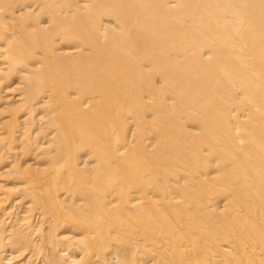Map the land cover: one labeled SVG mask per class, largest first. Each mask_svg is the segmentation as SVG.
Segmentation results:
<instances>
[{
    "label": "rangeland",
    "instance_id": "obj_1",
    "mask_svg": "<svg viewBox=\"0 0 264 264\" xmlns=\"http://www.w3.org/2000/svg\"><path fill=\"white\" fill-rule=\"evenodd\" d=\"M26 1L27 0H20V3L17 4L16 2H19V0H15V1L14 0H5V1L2 0V2L0 0V7H4L5 9L7 8V10H4L6 12L3 13V11H1L3 14L2 13L0 14L1 15L0 16V29L2 30V31L0 30V49L3 51L2 52L0 50V60H1L0 65L2 64V66H0V68L3 67V64L7 65V62L10 65V62H11L10 59L7 60V58L10 56L9 50L7 48H5L4 45L7 44V42H8L7 40L10 37V34L14 33V30H15V32L22 29V28L24 30L25 26L22 23H19L20 19L22 22L25 20L27 22V20L29 21V19L31 18L30 21H32V22L29 21V26L34 24L33 23L34 21H36L35 23H37V25L40 27L45 26L46 23H47L46 26H50V25L53 26L54 25V24H52L53 23L52 19H51V21H49L50 20L49 18L51 17L50 12L52 10H50L48 8H47L48 10L42 9L43 4L47 3V1L50 2V0H47V1L42 0L43 1V4H41L42 7L40 6V9H38L37 12H35V9H37L38 7H36V6L33 7L32 5H36L35 1H37V2L38 1L41 2V1L35 0L34 3L32 2L33 0L32 1L28 0L29 2L28 1L26 2ZM21 2H24L23 6H21ZM1 4H2V6H1ZM11 4L13 5L12 6L13 9H11L12 8ZM24 4H25V6H24ZM8 7H11L10 8L11 10ZM18 8H20V9H18ZM25 10H26V12H25ZM38 12H41V13H38ZM35 14L36 15L40 14V16L42 18L40 16H38L39 18L38 19L36 18L37 19L36 20L35 17H33V16H35ZM46 14L49 16H47V18L45 19L44 17L46 16ZM3 15H4V17H3ZM21 15H22V17H18ZM25 15H27L28 18ZM48 21L50 23L51 22L52 23L49 24ZM100 21H101V19H100ZM3 22H5V23H3ZM87 22H90V21H88V19H87ZM30 23H32V24L30 25ZM39 23H40V25H39ZM91 23H93V21H91ZM3 24H5V26H3ZM15 24L18 26H16ZM20 24H22L21 25L22 27L20 26ZM33 26H36V24H34ZM18 28H20V29H18ZM25 28H27V27H25ZM12 29H13V32L10 31ZM27 29L29 31L30 28H27ZM29 33H30V31H29ZM29 33L26 34L27 35L26 38L29 37L28 36ZM43 33L45 34V31ZM18 39H19V37H18ZM74 40H75V42H74ZM233 41L235 43L233 42L234 44L232 43V46L230 48H228V47L223 48L224 44L219 46L220 49L222 48V50H221L222 52H224L225 54H228L226 56V58L223 59L220 56H218V57H215L214 60L217 58V62H221L224 65L232 64L234 62L233 56H235L233 54L237 53V52L232 53V50H233L232 47L239 45L238 44L239 41H237V40H233ZM84 43H85L84 38H79V39L75 38V39H73V42L67 43L68 45L65 46L64 50L68 51V48H69V50L75 49L74 47L82 50L83 49L82 46H85ZM81 44H83V45H81ZM105 44H106V42H105ZM35 45L36 44H34L33 48H35ZM40 46H42L41 43H40ZM84 48H85L86 53L84 52V49H83L82 52H84V54L81 53L79 55V57H80L79 59L81 60V61L78 60L80 62L79 66L76 63V66H78L77 68L79 69V71L81 72L80 74H82V75H79L78 74L79 71L76 72L78 69H74L75 67L72 65V67H74V68L71 67V69H74L73 72H75V73L72 75L73 72L71 70L70 71L68 70L69 72H72L71 75H69L70 74L69 72L67 73L66 76L68 79L63 80L64 78H66L64 75V77L62 76L63 79L61 81H58L60 79H58V77H56V76H58L59 73L55 72V74H53V72L51 71L52 75L54 77V79H53V78H51L52 77L50 74L51 72H49L47 70L46 73H44V75H46V76H44V75H41V76L44 79H46V77L50 75L49 81H47L45 84L44 83L41 84L39 82L40 84L37 86H36L37 83H35L36 87L33 84L34 90L31 88L33 90V92L36 91L35 88L36 89L38 88V89H37L36 93H34L36 97L33 94L30 97V98H33V99H31L33 101H30L33 103H31L30 106L28 105V107L26 105L23 108V106H21V103L16 101L15 103H17V104L20 103V107H22V108H19V106L16 105L14 103V101L12 102V101H7V100L5 101L4 100L5 98H7V96L10 97L11 94L14 95V90H16L15 86L17 89H19V88H22L25 85V83H24V80L22 78H21L22 80L20 81V77L18 78L17 76L14 75L15 70H14V68H11L12 67L11 65H10L11 67L7 66V68H10V70L6 69L5 66H4L5 67L4 69L2 68L3 70H5V72L3 70H0V111L4 112L3 114L0 113V116L2 115L0 117V133H1L0 134V195H5L2 197V200L0 203V233L2 232V234H0V237H1L0 238V255L4 254L3 257L11 255L10 250L6 249V243L4 242V240H5L4 236H5V232L9 231V229L12 227V225L14 226L18 223V222H15V221H18V219H17L18 216H16L17 218H15V217L13 218V216H14L13 214L16 213L18 211V209H17V211L14 210L15 208L13 209L14 211L12 209L11 210L9 209L11 206V201H12L9 199L14 200V199H18L20 196L22 197V195L23 196L27 195L26 197H28V200L30 202L32 201L31 199L33 197H34L33 199H36L37 201L39 200V198L37 199V197H40V200L38 202L36 200H34V204H33V201H32V203H30V205H32V204L36 205V206H31V208L32 207L35 208V209L32 208L33 209V210H31L32 212H30V210H28L29 211L28 214L31 213V214H29L31 219L32 218L34 219V215L37 213L34 211L35 210L39 211L38 209H40V212L42 211L48 217V219L50 218L52 221H50V224L49 223L46 224L43 221L41 222L39 220H33V219L31 220L29 218L30 220H28V222L25 223V227H28V228H26L28 231L26 229H24L26 232L24 230H22V231L24 234L26 233L25 234L26 247H29L31 249L28 248L25 250V252H27L28 255L30 254L31 255L30 257L34 256L33 259L35 258V255H36L35 259H38V260H32L31 258H28L27 253H24V251H23V253H24V254L22 253L23 258L20 257V259L18 258V260H17V258L15 259V257H16V253H15L12 255V257H11L12 260L9 261L8 264H28V263L29 264H46L47 261H48L47 264H59V263L60 264H67V263L76 264L77 262H80L79 264H114V262H116V260H114V258L117 256H118L117 260L121 264H139V263L140 264H209L210 263L209 259L208 260L206 259V258H209L208 254L206 255L207 257H205V254H202L200 251L206 250V252L207 251L211 252L213 250L216 251V249H220L221 247H223V248L220 250H221L222 254L225 255V257L221 259V261H223L221 264H225L226 262H227V264L228 263H230V264H248L246 259H243L237 255L238 252L236 253V251H234V250L233 251L228 250V248H226V245H224L223 242L220 243L219 246H217L218 244H216V246H215L216 239L223 240L224 237L222 235L221 236L223 238H221V236L219 237V235L214 237L213 235L216 232H220L221 225H223V223H224V221H221V219L224 220L223 218L230 221V223L234 222L236 220V221H238V225L240 224L239 225L240 228H241V226H242V228L245 227V224H244L245 222H243L241 220V216L243 217V215H245V214H243V212H245V211L242 210L244 207L241 208L242 212H239L240 210H238V209H240V206L234 207V206H236L235 203L239 200H241V201L243 200L242 202L248 201V206L252 210L256 209L257 211H261V210L264 211V181H263L264 180V167H263L264 164H262V163H264V151H263L264 150V146H263L264 142L262 143V141H264V139H263L264 138V100H259L257 98L258 97L257 94L259 93V91L256 90L254 93L251 92L252 94H250L249 91H248V93H247V91H245L242 96L238 97L239 99L237 101L236 100L237 98L234 99L235 96L230 91V89L227 87H224L223 88L224 90L222 89L223 91H221V94L219 93L220 94L219 97L221 98L220 101L219 102L215 101V103L213 102V105H212V103H209V101L205 100V97H206L205 92L207 91V90L205 91L206 88H205L204 82H203L205 80H199V78L203 79V77H204L202 72H208L211 70L212 71L215 70V72H217L216 69L218 67L213 68L212 64L209 63V61H211L210 57L208 58V60L206 59L208 61L209 65H207L206 60L203 58L205 60L204 61L205 64H204L202 58L199 56V53L198 54L196 53L199 56L197 58V61H195L196 59H194L197 57V56L194 57L196 54H193L194 55V56H192L193 58H191V57L190 58L188 57L187 59L184 58V64H183L184 66L181 63V66H183L182 67L183 75H180V74H182V73H180L177 76H175L176 74L174 75V72H169V71H173V67L172 68L167 67V66H173V65H169L168 62H164V60L166 58V57L164 58V55H166L164 53L166 51L168 52L167 49H166V51L164 49L162 51V54L159 55V56H161L160 59H158L159 56L157 58L160 62L164 63V65L162 64L161 66L163 67L162 71L163 72L166 71L165 73H163L162 71H159L160 72L159 73V72H156L154 70L155 73H153V74L150 73V75L146 76L147 79H145L144 83L141 84V82H139V83L134 84V85L132 84L131 88H128V87H125V85H126L124 83L125 81L121 80V77L125 74V72L120 73V71H122V70H120V68L118 67L120 65L118 63H116V65L112 64L110 67H106L107 68L106 70L107 71L109 70L108 73L103 71L105 77L107 76L108 78H110V79H108L106 77V80L108 79V81H107V85H105L106 86L105 87L103 84H105L106 81H103V79L105 78L103 76V73L100 77L102 80L100 78H98V79L91 81L92 79L88 78L90 75V74L88 75V73H91L93 70L95 71L96 70L95 68H97V69L100 68V65L102 63H104L105 61H107L106 57L104 55L105 53L103 52L102 54H100L102 56H100V55L95 56L96 54L90 53L86 46ZM5 50L8 52L9 56L6 58H3V56L6 53ZM28 52H30V51H28ZM22 54H23L24 58H22L23 60H21V61H23V63H25L24 61L27 62L29 58L26 59L24 52ZM36 54L39 55V52H37ZM32 55H33V53L31 54V56ZM103 57H105V59H102ZM199 58H200V60H199ZM24 59H26V60H24ZM188 59H190V61ZM108 60H110V58H108ZM150 60H151V58H150ZM192 60H193V62H192ZM151 61H156V60L152 59ZM165 61H167V60H165ZM179 61L183 62V59L180 58ZM150 62H149V65H150ZM89 63L91 65H89ZM151 63H153V62H151ZM165 63L167 65H165ZM80 64H82V67ZM179 64H180V62H179ZM88 65L90 67H88ZM194 66L196 67V69ZM210 66H212L211 70H210ZM191 67L193 68V70ZM118 68H119V70H118ZM184 68L186 71H187V69H189V70L191 69L190 70L191 72L187 71L185 73ZM221 68H219V69H221ZM85 69L88 71H86ZM7 70H8V72H7ZM85 71L87 72L86 74H85ZM48 72H49V75L47 74ZM167 73H169V75ZM189 73L190 74L195 73L194 76L195 77L198 76L199 78L194 79V77H193V79L195 81H197V83L199 81L200 84H196L197 87L194 86L192 91L190 88V92H189V87H191V85L187 87L188 90L184 86L185 89H183V88L182 89L186 90L185 92H187V91L188 92L187 93L183 92V94L185 93L183 95L181 92L183 90L182 89L180 90L181 87L178 90V86L176 84H174V81H176V83H177V81L179 79H183L184 77L185 78L190 77ZM200 73L202 75H200ZM75 74L77 76L79 75L80 80H79V78H76L77 76H74ZM193 74H192V76H193ZM61 75H63V74L60 73V76ZM173 75H174V78H173ZM71 76L72 77L74 76L75 78L73 77L74 78L73 79ZM201 76H203V77H201ZM55 77L57 78V80ZM62 77H59V78H62ZM118 77H120V78H118ZM236 78L237 79H233L232 81H235V82H238V80L240 81L239 77H236ZM38 79H41V78H38ZM44 79H42V81ZM111 79H113V80H111ZM122 79H123V77H122ZM170 79H171V81H170ZM70 80H72V81H70ZM77 80H79V81H77ZM81 80H82V83H81ZM55 81H58V82H55ZM62 81L63 82L65 81L63 84H64V86L66 85V87L62 86L63 85ZM75 81L77 82L76 85H75ZM22 82L24 85L22 84L21 86H19V84H21ZM59 82L61 83V86H60V84L59 85L57 84ZM122 82H123V85H122ZM55 83H56V85H55ZM68 83H70V84H68ZM163 83H165V84H163ZM202 83H203V85H202ZM49 85H51V86H49ZM165 85L167 86V88ZM192 85H194V84H192ZM72 86H74V87H72ZM128 86H130V85H128ZM55 87H57L56 88L57 90H55ZM107 87L111 88L110 89L111 93L113 92L111 94V97L113 99H115L112 101H114L115 103L111 102V101H109V103H107L108 102L107 98H106V100H104V99H100L102 101L99 100L98 95L101 92H108L110 94L109 88H107ZM114 87H116V88H114ZM170 87L171 88L174 87L175 91L180 92V94H179L180 97L178 96L179 97L178 100L183 102V103H180L181 108L178 105V102L176 100L170 99L169 100L170 102L167 100L168 97L169 98L171 97L169 94L172 93ZM53 88L55 90L54 92L52 91ZM106 88H107V90H104ZM126 89L128 91L131 89L132 91L130 90L129 92L128 91L126 92ZM134 89L135 90L137 89V90L135 92H133ZM167 89H169L170 91ZM10 90H12L13 92ZM45 90H47V91L50 90L52 93H54V96H56V97L52 98L53 101L51 100L50 101L51 103L50 102L47 103V105L49 104L50 106L49 105L45 106V108L44 107L41 108L42 110L37 109L38 111L37 110L33 111V113L30 115L29 112H32L30 110L33 109L32 107L37 102L42 100V98H43L42 96L44 95V94H42L43 93L42 91H45ZM58 90H59L60 94H59ZM64 90H67V91H64ZM20 91L21 92H19V90H18V94L22 93V90H20ZM47 91H46V93H47ZM66 92H68V93H66ZM38 93H40L42 95L41 96L42 98H40ZM165 93H167V94H165ZM193 93L194 94L197 93L196 97ZM56 94H58L59 96L61 95V96L59 97ZM190 94H192L195 97V99L193 98V96H190ZM45 96L46 95H44V97ZM71 96H73V97L71 98ZM139 96L142 97V99ZM201 96H203V97H201ZM94 97H95V99H94ZM187 97L188 98L190 97V99H188ZM57 98H60V100H61V101H59L60 103H58ZM63 98H66L68 100L71 99V100L66 101V99H63ZM192 98L194 99V102H193ZM254 98H255V100H254ZM36 99H38V100H36ZM199 99L200 100L202 99L201 100L202 102ZM244 99L245 100L247 99V101H248L247 104L244 103V101H243ZM54 100H56V101H54ZM97 100H99V101H97ZM140 100H143L144 102L143 101L141 102ZM189 100H190V102H189ZM203 100H205V101H203ZM229 100H231V102ZM251 100H253V101H251ZM103 101H105V102H103ZM196 101H198V102L200 101L199 105H198V103H196ZM228 101L230 102L229 104H228ZM191 102H192V104H191ZM207 102H208V104H207ZM232 102H233V104H231ZM55 103H56V105H55ZM238 103H239V105H238ZM9 104H11L10 106H12V107H9ZM57 104L59 106H57ZM115 104H116V106H115ZM51 105H52V107H51ZM202 105L204 108L202 107ZM222 105H223V107H222ZM16 106H18L17 107V108H19L18 110L16 109ZM208 106H209V108H208ZM229 106H232V107H229ZM29 107H31V109H28ZM52 108L54 109L53 111H51ZM63 108H64V110H63ZM79 108H81V109H79ZM188 108L191 111V113H189L188 117H186L185 114L183 113V111L188 110ZM194 108L199 109V111L196 109V111L194 112V110H195ZM200 108H202V110H200ZM224 108L230 109V111L231 110L232 111L227 113L226 110H222ZM48 109H49V111H48ZM179 109H181V110H179ZM46 110L48 111V113L46 112ZM57 110H61L62 112L57 111ZM210 110H212V111H210ZM54 111H55V114L59 113L58 116L57 115L54 116V113H53ZM105 111H107V112H105ZM170 111L172 113H170ZM205 111H206V113H205ZM208 111H210V112H208ZM15 112L16 113L18 112V113L16 114ZM51 112H52V114H51ZM27 113H28V115H27ZM240 113L242 115H245L246 117H244V119L242 121H236L235 119L237 118V116L241 115ZM200 114H202V115H200ZM203 114H205V115L203 116ZM216 114H218V115H216ZM42 115L43 116L45 115L46 117H44V119L45 118L46 119H45V121L43 120V122H44L43 124H40L36 121L35 118L37 116L39 117ZM220 115H221V118H219ZM16 116H17V119H16ZM25 116L28 118L25 121H23L24 123L23 122L21 124L19 123V125L17 126L18 120L20 118H21L20 120H22V118H24ZM132 116H133V118H132ZM55 117L57 118L58 122H57ZM9 118H11V119H9ZM47 118H48V120H47ZM13 119H15V120H13ZM70 119H71V121H70ZM75 119H77V120H75ZM207 119H209V120H207ZM28 120L32 121V122L29 123ZM50 120L56 121V123L54 124V122H53L54 126H50L51 128L48 129L49 128L48 122ZM65 120L66 121L68 120V122H66ZM138 120H140V122ZM46 121H47V125L45 124ZM33 122H34V124H33ZM220 122H222L221 123L222 125H220ZM231 122H233V123H231ZM8 123H9V125H8ZM27 123L30 124V126ZM250 123L252 126H254L255 131L252 130L253 127L250 125ZM38 124L40 125V128H39ZM42 125H43V127H42ZM44 125H45V127L47 126L46 129H45ZM55 125H57V128H59L58 126L63 125L64 128H63V126L61 127L63 129V132H66V131L67 132L63 133L61 131L62 130L61 128H60L61 130L58 129L59 131L56 130L57 128ZM102 126H103V128H102ZM223 126H224V128L222 129ZM235 127H237V128H235ZM250 127H252V128L250 129ZM23 128H26V130L25 129L23 130ZM174 128H175V130H174ZM20 129H21V131H20ZM190 129L194 130V132L190 131ZM43 130H45V132H43ZM26 131H27V133H26ZM53 131H55L56 134L58 135V137H60V138L62 135L63 137L61 139H64L63 141L62 140L60 141V143L62 145L61 153L64 156H61L60 159L57 158V162L60 161L61 163L60 162L57 163L55 156L53 157L51 153H50V155H51L50 156L47 153V152H50L51 150L56 149V148H54L55 147L54 144L49 143L52 141H50L48 139V137H52V135H50V134H52ZM78 131L81 132L80 136L77 135V134H79ZM195 131H197V132H195ZM243 131H244V133H243ZM9 132H11V133H9ZM21 132L27 134L26 137H23L25 135H22L23 133H21ZM82 132H84V133L82 134ZM96 132H98V133H96ZM16 133L19 135V137H17L18 135ZM35 133L38 134L36 137H39V138L35 137V135H36ZM253 134H256V135H253ZM177 135H180V136H177ZM239 135H240V137L241 136L242 137L240 138ZM53 137H54V135H53ZM88 137H89V139H88ZM100 137L102 138V140L101 139L99 140ZM233 137H234V141H233ZM236 138H238V139H236ZM180 139H181V141H180ZM25 140L29 141V142H27V144H26ZM35 140H37V141H35ZM182 140H183V142H182ZM245 140L247 143L245 142ZM24 141H25V143H24ZM65 141H66V143H65ZM97 141H101V142H97ZM80 142L82 145L80 144ZM46 143L50 144L51 149H50L49 145L47 146ZM91 143H92V146L90 145ZM96 143H97V145H96ZM181 143H183V144H181ZM185 143H187V144H185ZM248 143L251 144L252 150H251V147H249L250 145H248ZM255 143H257V145H255ZM64 144H66V145H64ZM84 145H85V147H84ZM94 145H96V146H94ZM177 145L179 147H181L182 145L183 146H182V148H179ZM43 146L48 147V148L44 147L46 149L45 150L43 148ZM52 146H54V147H52ZM74 146H75V148H74ZM243 147H244V149H246V148H248V149H246V151H243L244 150ZM219 148H220V150H219ZM249 148H250V150H249ZM121 149L123 151H121ZM238 149H240L242 151H239ZM88 151H89V153H88ZM99 151H100V153H99ZM117 151L123 152L122 154H124V155L121 154L122 155L121 156V155L117 154ZM156 151L157 152L159 151V152L157 153ZM254 152H256V153H254ZM42 153H44V154H42ZM74 153H76V154H74ZM178 153H180V154H178ZM181 153L182 154L186 153V154L182 156ZM243 153H244V156H243ZM77 154H78V156H77ZM106 155H107V157H106ZM116 155L118 156V158L116 157ZM154 155H156V156H154ZM178 155H181V157L179 156L180 157L179 158ZM188 155H190V156H188ZM48 156H49V158H48ZM69 156H72V157H69ZM120 156H121V159H119ZM234 156L237 157L236 160H235ZM23 157H25V158H23ZM50 157H52V160L50 159ZM64 157H65V159H64ZM68 157L70 158V160H66ZM155 157H157V158H155ZM73 158H75V159H73ZM88 158H90V159H88ZM181 158H182V160H181ZM244 158H246V159H244ZM259 158H261V159H259ZM61 159H62V161H61ZM94 159H96V160H94ZM46 160L48 161V163ZM64 160H66V161H64ZM187 160H189V161H187ZM233 161H235L236 163ZM51 162H54V164ZM86 162H88L89 164L88 163L86 164ZM102 162H103V164H102ZM125 162H127V163H125ZM63 163H65L64 164L65 166L63 165ZM233 163H235V164H233ZM81 164L82 165L85 164L84 167ZM66 165H67V167H66ZM102 165H103V167H102ZM233 165L234 166L236 165V167H235L236 169H234ZM27 166H32L33 168L31 167L32 168L31 169ZM34 166L35 167L37 166L36 169L42 168L43 171L39 172V171L33 170V169H35ZM44 166H46V167H44ZM74 166H77V167L79 166L80 169L75 168ZM240 166L242 169L239 168ZM225 167H226V169H225ZM54 168H55V170H54ZM81 168H83V169H81ZM152 168H153V170H152ZM7 169L9 171H7ZM28 169H29V171H28ZM75 169H76V171H75ZM18 170H19V172H18ZM61 170H62V172H61ZM70 170H72V171H70ZM3 171H4V173H3ZM22 171L26 173V174L24 173L25 175H29V177L24 176ZM248 171L252 172V173H249ZM20 172H22V174H20ZM33 172H34V174H33ZM58 172H60V173H58ZM69 172H71V173H69ZM109 172H110V174H109ZM151 172H152V174H151ZM55 173H57V174H55ZM113 173H116L119 175H116ZM177 173H179V174H177ZM230 173H231V175H230ZM19 174L21 176H19ZM53 174L56 176V178H55V176L53 177ZM88 174H89L90 178H89ZM97 174H98V176H97ZM22 175H23V178H22ZM38 175L43 176V178L42 177L39 178ZM108 175H110V176H108ZM37 176H38V178H37ZM49 176L52 177V179ZM70 176H71V178L68 179V177H70ZM85 176L86 177L88 176L87 177L88 179H85ZM118 176H119V178H118ZM156 176H158V177H156ZM109 178H112V179H109ZM121 178H123V179H121ZM31 179H32V181L37 180V179H39V180L41 179V181H39V182H38V180L36 181L37 187H35V189L33 186H36V185L31 183L32 182ZM59 179H62V180H59ZM84 179L87 180V181H85L86 183L84 182ZM24 180H26L29 184L26 181L24 182ZM42 180H43V182H42ZM81 180L83 181L82 183H81ZM106 180L107 181L109 180V181L107 182ZM244 180H246V183ZM46 181L49 184H47ZM59 181L60 182L64 181V184H63L64 187H63L62 183H59ZM69 181H71V183ZM88 181H90V184L88 183ZM153 181H154V184H153ZM239 181H242V182H239ZM256 181H258V183H256ZM40 182H42V183H40ZM72 182L74 183V185ZM38 183H39V186H38ZM45 183H46L47 187H46ZM93 183H96V184H93ZM109 183H111L112 186L109 185ZM115 183H116V185H115ZM144 183H146V184H144ZM241 183H242V185H241ZM100 184H102V185H100ZM248 184H250V185H248ZM68 185H69V187H68ZM238 185H239V187H238ZM31 186H32V190L34 193L36 191V194L38 193L37 195H40V194L42 195V193H43V195L42 196L41 195L35 196L36 194H34V196H33V193H29L30 192L29 188ZM75 186H76V190L78 189V191L80 189L83 191L87 187V189H85V190H90V194L87 193V191H85L88 199L85 196H82L83 192L81 193V190H80V192L73 190V188L75 189ZM147 186L148 187L150 186L149 188H152V189L147 190V188H148ZM229 186H230V188H228ZM244 186H245V188H244ZM26 187H28L27 191L29 190V192H26V194H25L24 191H25ZM79 187H80V189H79ZM123 187H124V189H123ZM141 187H142V189H141ZM196 187H199V188H196ZM42 188H44L42 190L43 192L39 191ZM154 188L156 190H154ZM241 188H244L245 190H243ZM254 188H256V189H254ZM17 189L18 190L22 189L23 191L21 190L22 191L21 192V191H18ZM54 189H56L57 191L56 190L53 191ZM223 189H225L226 191ZM227 189H230V191H232V192H230L229 190H228L229 191L228 192ZM253 189H254V191H253ZM32 190H31V192H32ZM44 190H46V191H44ZM59 190H62V191H59ZM118 190L120 192H117ZM7 191L9 192L8 196L11 194L9 196V199L6 195ZM51 191H53V192H51ZM67 191L69 192L68 195L66 194ZM72 191H73V194H72ZM74 191L80 193L81 197L83 199L80 197L79 198L76 197V194H78V193L75 192V194H74ZM151 191L152 192L157 191L154 193L157 196L158 200H157V198H153V197H155V195ZM248 191L251 193H249ZM54 192L55 193L58 192L57 193L58 195H56ZM260 192H261V194H259ZM53 193H54V195H53ZM85 193L83 195H85ZM118 193H120L121 195ZM232 193H233V195H232ZM240 193H242V194H240ZM44 194L46 195L48 201L47 200L45 201L46 197ZM70 194L74 195L75 197L70 196ZM80 194H79V196H80ZM150 194H151V196H149ZM152 194H153V196H152ZM55 195H56V197H55ZM63 195L65 198L63 197ZM140 195H142V197L144 195L145 196L141 199ZM235 195H236V197H235ZM13 196H16V197L13 198ZM29 196H33V197H29ZM52 196L58 200L54 199ZM96 197L98 198V200ZM146 197L148 198V200ZM167 197H168V199H167ZM169 197L170 198L173 197V198L170 199ZM207 197L211 198V200H212V198L214 199V197H215V202H217V203L214 204V200L212 202ZM239 197H241V198L239 199ZM253 197H254V199L256 198V201H254ZM206 198L209 200L208 202L210 203V204L208 203V205H206L207 204L206 201L205 202L203 201ZM257 198H258V201H257ZM6 199L10 202V204H8L9 202H7ZM63 199L64 200L66 199L65 201L66 202L68 201L67 203H69V204H66V202H63L64 201ZM140 199L143 201H141ZM150 199L155 201V202L158 201V203H160V204L158 205V203L156 202V206H155V204H154L155 202L153 203V201H151ZM3 200L6 201L7 203L2 202ZM105 200H107V202ZM173 200H174V202L171 203V201H173ZM252 200L255 203L252 202ZM29 201H26V202H29ZM70 201L75 205V208H77V209L74 208V205L72 203H70ZM74 201H76L77 203ZM85 201H88V202H85ZM89 201L92 204L89 203ZM132 201L134 203L136 202L135 204L137 206L135 204H133ZM137 201L140 203L141 206L138 205L139 203ZM164 201L165 202L168 201V202L164 203ZM226 201L228 203H225ZM41 202H43L42 206H41ZM45 202H48L49 206ZM104 202H106V203H104ZM58 203H60V204L64 203L67 207H65L64 204H63L64 207L63 206L61 207V205L60 204L58 205ZM163 203L167 204V205H168V203H170V204L168 206L164 205V207H163ZM76 204L78 205V207ZM132 204H133V206H132ZM200 204H202V205H200ZM211 204H213V205H211ZM223 204L225 205L224 209L228 208L225 210L226 212H224V210L222 208L224 206ZM38 205H39V207H38ZM214 205L215 206L217 205L216 206L217 209H216V207H213ZM218 205H219V208H218ZM25 206H28V204H26ZM68 206H69V208H68ZM37 207H38V209H37ZM79 207L82 209H80ZM142 207H143V209H146V210H143ZM161 207H163V208L161 209ZM41 208H42V210H41ZM57 208H58V210H57ZM64 208H65V210H67V208H68L69 212L67 213L64 210ZM148 208H149V210H147ZM213 208L218 211V213H216L218 218H216V216H215L216 210H214ZM232 208H234L233 210L235 211V214H233L234 211L232 210ZM139 209L143 210L144 214H142V212ZM157 209H159V210H157ZM210 209H213L215 211V212L213 211L214 215ZM219 209H220V211H219ZM235 209L238 211V213ZM82 210H83V212H82ZM207 210H210V214L211 213L212 214L210 215L209 212H207ZM25 211L26 210H24V212ZM85 211H86V213H85ZM98 211L100 213H98ZM146 211H148V212H146ZM221 211H222V214H221ZM257 211H256V213H257ZM53 212H55V214ZM76 212H77V214H76ZM91 212H92V214H91ZM18 213H19V211H18ZM69 213H71L70 216H69ZM122 213L125 216L124 218H123V215H121ZM148 213H149V215H148ZM88 214H90V215H88ZM126 214H128V215L126 216ZM131 214H133V215H131ZM225 214H227V215H225ZM20 215H23V214H20ZM93 215L95 216L94 218H92ZM185 215L186 216L192 215V217H194L195 220L198 219L199 221H197V223H196L198 225H196V224L194 225L193 220L189 216H188L189 218L185 217L186 218L185 219L184 218ZM221 215H223L225 217H221V219H220ZM64 216H66V217H64ZM119 216L120 217L122 216L121 218H123V219H121ZM211 216H213V218ZM105 217L108 220H105ZM59 218L62 219V221ZM64 218H65V220H63ZM110 218L112 220H110ZM169 218H170V220H169ZM201 218H202V220H201ZM54 219L56 220V222ZM93 219H94V221H91ZM97 219H99L100 221ZM101 219H102V221H101ZM131 219L136 224L134 222H132ZM207 219H208V221H206ZM212 219H214V220H212ZM59 220L61 223L60 222L57 223V221H59ZM109 220L112 221V224ZM124 220H125V222H124ZM164 220H165V222H168L169 224L171 222V224L174 223L175 225H177V226H174L176 228V232H175L176 234L173 232L172 229L170 230V227H172L173 225L169 226L168 223L167 224L163 223ZM210 220H212L211 223H213V224L216 222L213 226L219 224L218 226L220 229L217 227V229H219V231L215 228L216 226L215 227L210 226V224H211V223H209ZM71 221H72V223H71ZM76 221H78V223ZM88 221L90 223L89 225H88ZM103 221H105V222H103ZM146 221H148V222H146ZM130 222L132 225L130 224ZM217 222H220V223H217ZM52 223H54L55 225ZM96 223L97 224L99 223V224L97 225ZM126 223H128V224H126ZM162 223H163V226L160 225ZM202 223L204 226L202 225ZM234 223H236V225H237V222H234ZM73 224H74V226H73ZM40 225H41V228H40ZM112 225H115V227ZM119 225H121L120 226L121 228L119 227ZM125 225L127 227V230H126ZM166 225L169 226L168 227L169 229H167ZM178 225H179V227H178ZM75 226H76V228H75ZM88 226H90V227H88ZM106 226H107L108 230H107V228H105ZM131 227H133V228H131ZM152 227H154V228H152ZM159 227L161 228L160 230H159ZM181 227H182V230H181ZM30 228H31V230H30ZM100 228L102 229V231ZM177 228L181 232L183 231L182 235H181V232L177 230ZM38 229H40V230H38ZM165 229H167L168 232L170 230V232H169L170 234L167 232V230H166L167 233H165ZM32 230H33V232H31ZM55 230L57 231V233ZM162 230L164 231L163 234H161ZM188 230H189V232H188ZM210 231H212V232H210ZM35 232H37V233H35ZM131 232H133V233H131ZM177 232H180V233H177ZM44 233H46L47 235L46 234L44 235ZM54 234H55V236H54ZM165 234L169 238H167ZM188 234H191V235H188ZM198 234L200 235V238L202 237L200 239V241L202 240L201 242L204 244L200 243L199 241L198 242L200 244L197 242L198 236H199ZM62 235H69V236L71 235L72 237L70 236V238H73V236L82 237V239H84V240H82L83 243L86 242L84 245L88 247V250L90 252L88 250L85 253H81V252L79 253V251H74V252H72V254H73L72 259L65 258V260H63V262H59L56 259L57 255L54 254L55 251L53 249L47 250L41 244H38L39 241L41 240V237H43L42 241H43V239H45L50 244H52V243H55V239L57 242L58 239ZM98 235H100V236H98ZM44 236H46V238ZM97 236H98V238H97ZM256 236L259 237L258 235H256ZM173 237L174 238L176 237L175 241L172 240ZM203 237H204V240H203ZM53 238H55V239H53ZM260 238H262V240L259 239L258 242L260 244H262V241H263V244H264V237L261 236ZM51 239L53 241H51ZM137 239H138V242H137ZM140 240H141V242H140ZM213 241H214V243H213ZM136 242H137V244H136ZM211 242L213 244H211ZM43 243H44V241H43ZM143 244H145V245L143 246ZM198 244L200 246L202 245V247H200ZM158 246H160V247H158ZM141 247H144V248H141ZM178 247H179V249H178ZM261 247H264V245H259V247H256L257 248L256 251H258V252L260 251V252L264 253V250H262L263 248H261ZM150 250H153L151 254L149 253ZM13 251H14V249H13ZM29 251L32 253L34 251L35 254L33 253V255H32V253H30ZM229 252H232V253L229 255ZM81 254H82V257H81ZM115 254H116V256H115ZM54 255L56 257H51ZM111 255H112L111 261L113 263H111V261L108 260L109 257H111ZM228 255H229V257H228ZM231 255H233V256H231ZM235 255H237V256H235ZM0 257H2V256H0ZM25 257L27 259H24ZM45 257L49 258L50 261H51V258H52V260L55 259L54 261L56 263L54 261H51V263H49L50 262L49 259L46 258L47 260L46 259L44 260ZM200 257H203V258H200ZM230 257H231V259H230ZM237 257L239 258L240 262L237 260L238 259ZM73 259L74 260L76 259L77 262L76 261L74 262ZM119 262H118V264H120ZM256 264H264V258H262L261 261L257 260Z\"/></svg>",
    "mask_w": 264,
    "mask_h": 264
},
{
    "label": "bare ground",
    "instance_id": "obj_2",
    "mask_svg": "<svg viewBox=\"0 0 264 264\" xmlns=\"http://www.w3.org/2000/svg\"><path fill=\"white\" fill-rule=\"evenodd\" d=\"M5 1V0H4ZM15 1V0H14ZM28 1V0H27ZM26 1V2H27ZM30 1V0H29ZM28 1V2H29ZM32 1V0H31ZM34 1L35 0H33L32 2L34 3ZM41 2H37V1H35L36 3V5H32L33 7L34 6H36V7H38L37 9H35V12H37V10L38 9H40V6H41V4H43V1H47V0H40ZM1 2H2V0H1ZM12 2V1H11ZM31 2V3H32ZM4 3V2H3ZM10 3V2H9ZM17 4H19L20 3V0H19V2H16ZM15 3V4H16ZM23 3L24 2H21V6H23ZM32 3V4H33ZM27 4V3H26ZM38 5V6H37ZM53 5V6H52ZM1 6H2V4H1ZM13 5L11 4V7H12ZM24 6H25V4H24ZM31 6V5H30ZM11 7H8L9 9L11 8ZM15 7V6H14ZM32 7V8H33ZM42 7V6H41ZM17 8V7H16ZM21 8V7H20ZM20 8H18V9H20ZM50 9V10H52L51 12H50V20L49 21H51V19L53 20V23L52 24H54L53 26H46L47 25V23H46V25L45 26H42V27H40V26H38L37 25V23H35L36 21H34L33 23L34 24H36V26H33L34 24H32V23H30V25L31 26H29V21H30V19H29V21L27 20V22H26V20L25 21H21V19H20V22L19 23H22L25 27H27V28H30L29 29V31H30V33H29V31H28V29L27 28H25L24 26V30H23V28L22 29H20V28H18V29H20V30H18V31H16L15 32V30H14V33H11L10 34V37L8 38V42H7V44L6 45H4L5 46V48H7L8 50H9V54H10V56H9V54H8V52L6 51V53H5V57L3 56V58H6V57H8L7 58V60H9L10 59V65L12 66H10L9 64H8V62H7V65L5 64H3V67H1L0 68V70H3L5 67H6V69H8V70H10V68H7V66H9V67H11V68H14V70H15V76H17L18 78L20 77V81L23 79L24 80V83H25V85L23 84V82L21 83V84H19V86H21L22 84L24 85L22 88H19V89H17L16 88V86H15V89L16 90H14V95H12L11 94V96L9 97V96H7V98H5L4 100L6 101H14V103L16 102V101H18V102H20L21 103V106H23V108L27 105V107H28V105L30 106L31 105V103H33V102H30V101H33V100H31V99H33V98H30L31 96H32V94L35 96V94L34 93H36V91H37V89L35 88L37 85H39L40 83L41 84H45L47 81H49V77H50V75H49V72H53V74H55V72H57V73H59L58 74V76H56V77H58V79H60V80H58V81H61L62 79H63V77H64V75H65V77L66 78H64L63 80H65V79H68L67 78V73L71 70L72 72H73V70L74 69H78L77 67L79 66V61L78 60H80L79 58V55L81 54V53H83L84 54V52H85V46L88 48V51L90 52V53H95L96 55L95 56H99L100 54H102L103 52L105 53L104 55H105V57H106V60L107 61H105L104 63H102L101 65H100V68H95L96 70L94 71H92L91 73H88V75H89V77L88 78H91L90 80L91 81H93V80H95V79H98V78H100L101 77V75H102V73H103V71L104 72H109V70L107 71L106 69V67H110L112 64H114V65H116V63H118L120 66H118L119 68H120V70H122V71H120V73H124L125 72V74L122 76L123 77V79H122V77H121V80H124L125 82V87H128V88H131V85L133 84H137V83H139V82H141V84L142 83H144V81H145V79H147L146 78V76L147 75H150V73H155V71L156 72H159V71H162L163 70V67L161 66L162 64L164 65V63L163 62H160L158 59H160V57L161 56H159V55H161L162 54V51L165 49V51H166V49L168 50V52L166 51L164 54H166V55H164V58H165V60H167V61H165L164 60V62H168V64L169 65H173V66H167V67H173V71H169V72H174V75L175 76H177L178 74H180V73H182L183 72V70H182V67L184 66L183 64H184V58H193L192 56H194L193 54H198L199 53V56L202 58V60H203V62L207 59L208 60V58L210 57V60L211 61H209V63L210 64H212V66H213V68L214 67H218L217 69H216V71L217 72H215V70H211L212 69V66H210V70L211 71H208V72H202L203 73V76H201V77H203V79H200L198 76H194L195 75V73L193 74V73H189L190 74V77H184L183 79H179L178 81H177V83H176V81H174V84H176L177 86H178V90H179V88H180V90L183 88V89H185V88H187L188 86H190L191 85V87H189V92H190V88H191V91H192V89H193V87L194 86H196L197 87V85L196 84H200L199 83V81H198V83H197V81H195L194 79H198L199 78V80H205V81H203L204 82V86H205V95H206V97H205V100H207V101H209V103H212V105H213V102L215 103V101H220V97H219V95L221 94V91H223L224 89V87H227V88H229L230 89V91L233 93V95L235 96V98L234 99H236L237 101H238V97L239 96H242L243 94H244V92L245 91H247V93H248V91H249V93L250 94H252V93H254L256 90L257 91H259V93L257 94V98L259 99V100H264V0H50V2L49 1H47V3H44L43 4V7H42V9ZM8 9V10H9ZM11 9H13V7L11 8ZM10 9V10H11ZM47 9V10H48ZM4 10H7V8L5 9L4 7H0V14L2 13L1 11H3V13L4 12H6V11H4ZM25 12H26V10H25ZM34 12V11H33ZM47 12V11H46ZM2 13V14H3ZM8 13V12H7ZM38 13H41V12H38ZM44 13V12H43ZM45 14V13H44ZM5 15V14H4ZM4 15H3V17H4ZM1 16V15H0ZM26 17H27V15H25ZM24 16V17H25ZM37 16V17H36ZM38 16H40V14H35V16H33V17H35V19L37 18H39ZM47 16H49V15H47L46 14V16L44 17L45 19L47 18ZM18 17H22V15L21 16H18ZM41 17V16H40ZM28 18V17H27ZM42 18V17H41ZM90 18V19H89ZM33 19V18H32ZM36 19V20H37ZM87 19H88V21H90V22H87ZM100 19H101V21H100ZM23 20V19H22ZM6 21V20H5ZM12 21V20H11ZM19 21V20H18ZM39 21V20H38ZM48 21V23L49 24H51L50 22ZM91 21H93V23H91ZM100 23H99V22ZM30 22H32V21H30ZM40 22V21H39ZM3 23H5V22H3ZM41 23V22H40ZM40 23H39V25H40ZM98 23V24H97ZM8 24V23H7ZM13 24V23H12ZM22 24H20V26L22 25ZM16 25V24H15ZM3 26H5V24H3ZM9 26V25H8ZM7 26V27H8ZM16 26H18V25H16ZM19 26V27H20ZM22 27V26H21ZM15 29V28H14ZM45 29V30H44ZM1 30V29H0ZM2 31V30H1ZM10 31H12L13 32V29L12 30H10ZM45 31V34L43 33ZM6 32V31H5ZM22 34H21V33ZM2 33V32H1ZM20 33V34H19ZM27 33H29L28 34V38H26L27 37ZM2 35V34H1ZM18 37H19V39H18ZM79 39V38H84L85 39V43H84V45L85 46H82L83 47V49H84V52H82V50H80V49H77L76 47H74L75 49H70L69 50V48H68V51H66V50H64L65 49V46L66 45H68L67 43H70V42H73V39ZM105 40V41H104ZM233 40H237V41H239L238 42V44L239 45H237V46H233L232 47V53L233 52H237L236 54H233V55H235V56H233L234 58V62L232 63V64H229V65H224L223 63H221V62H217V58L214 60V58L215 57H218V56H220L221 58H223V59H225L226 58V56L228 55V54H225L224 52H222L221 50H222V48L220 49L219 48V46H221V45H223V48L224 47H228V48H230L231 46H232V43L234 42ZM83 41V40H82ZM74 42H75V40H74ZM84 42V41H83ZM105 42H106V44H105ZM40 43H41V45L42 46H40ZM195 43V44H194ZM235 43V42H234ZM233 43V44H234ZM34 44H36L35 45V48H33L34 47ZM81 45H83V44H81ZM80 45V46H81ZM227 45V46H226ZM79 46V47H80ZM41 47V48H40ZM70 47V46H69ZM78 47V46H77ZM4 48V47H3ZM72 48V47H71ZM195 48V49H194ZM67 49V48H66ZM218 51H217V50ZM1 50V49H0ZM4 50V49H3ZM2 51V50H1ZM28 51H30V52H28ZM3 52V51H2ZM24 52V54H25V57H26V59H28V61L26 62V61H24L25 63H23V61H21V60H23L22 58H24L23 57V53ZM26 52V53H25ZM37 52H39V55H37L36 53ZM229 52V51H228ZM33 53V55L31 56V54ZM86 53V52H85ZM192 54V55H191ZM195 55L194 57H196V58H194V59H196L195 61H197V58L199 57L198 55ZM90 55V54H89ZM88 55V56H89ZM82 56V55H81ZM100 56H102V55H100ZM158 56H159V58H158ZM105 57H103L102 59H105ZM108 58H110V60H108ZM150 58H151V60L152 59H155L156 61H151L150 60ZM158 58V59H157ZM180 58H182L183 59V62H181V61H179L180 60ZM205 60H204V59ZM26 59H24V60H26ZM92 59V58H91ZM193 59V60H194ZM189 61H190V59H188ZM193 60H192V62H193ZM199 60H200V58H199ZM206 60V62H207V65H209L208 64V61ZM1 61V60H0ZM78 61V62H77ZM81 61V60H80ZM102 61V60H101ZM153 62V63H151V62ZM180 62V64H179V62ZM187 61V60H186ZM3 62V61H2ZM85 62V61H84ZM83 62V63H84ZM93 62V61H92ZM98 62V61H97ZM149 62H150V65H149ZM157 62V63H156ZM76 63L78 64V66H76ZM82 63V64H83ZM91 63V62H90ZM89 63V65H91ZM181 63H182V65L183 66H181ZM82 64H80L81 65V67H82ZM85 64V63H84ZM100 64V63H99ZM98 64V65H99ZM153 64V65H152ZM204 64H205V62H204ZM72 65L75 67H72ZM88 65V67H90ZM149 65V66H148ZM165 65H167L166 63H165ZM0 66H2V64L0 65ZM5 66V67H4ZM206 66V65H205ZM71 67L72 68H74V69H71ZM99 67V66H98ZM117 67V66H116ZM195 67V66H194ZM222 67V68H221ZM3 68V69H2ZM80 68V67H79ZM119 68H118V70H119ZM186 68V67H185ZM185 68H184V72L186 73L187 71H189V72H191L189 69H187V71L185 70ZM188 68V67H187ZM192 68V67H191ZM219 68H221V69H219ZM50 69V70H49ZM84 69V68H83ZM87 69V68H86ZM85 69V70H86ZM169 69V68H168ZM195 69H196V67H195ZM208 69V68H207ZM8 70H7V72H8ZM12 70V69H11ZM49 71L47 74L49 75V76H47L46 77V79H44L41 75H44V73H46V71ZM69 70V71H68ZM106 70V71H105ZM155 70V71H154ZM166 70V69H165ZM170 70V69H169ZM192 70H193V68H192ZM4 72H5V70H3ZM59 71V72H58ZM79 71V69L76 71V72H78ZM86 71H88V70H86ZM85 71V74L87 73ZM200 71V70H199ZM13 72V71H12ZM52 72L50 73L51 74V78H53L54 79V77H53V75H52ZM64 72V73H63ZM72 72H69L70 74L69 75H71V73ZM119 72V71H118ZM163 72V71H162ZM166 71H164L163 73H165ZM195 72V71H194ZM60 73L61 74H63V75H61L60 76ZM66 73V74H65ZM75 72H73L72 73V75L74 74ZM81 72L79 71V75H82V74H80ZM106 73V74H107ZM127 73V74H126ZM160 73V72H159ZM168 75H169V73H167ZM192 74H193V76H192ZM7 75V74H6ZM68 75V76H69ZM79 75L77 76L76 74L74 75V76H77L76 78H79ZM171 75V74H170ZM174 75H173V78H174ZM180 75H183V73L182 74H180ZM200 75H202L201 73H200ZM199 75V76H200ZM40 76V77H39ZM44 76H46V75H44ZM63 76V77H62ZM73 76V77H74ZM103 76L105 77V75H104V73H103ZM109 76V75H108ZM55 77V78H56ZM59 77H62V78H59ZM72 77V76H71ZM70 77V78H71ZM72 77V78H73ZM107 77V76H106ZM106 77L103 79V81H106L105 82V84H103L104 86L105 85H107V81H108V79H110V78H108L107 80H106ZM154 77V76H153ZM181 77V76H180ZM193 77H194V79H193ZM236 77H239L240 78V81L238 80V82H235V81H232L233 79H237ZM22 78V79H21ZM38 78H41V79H38ZM71 78V79H72ZM75 78V77H74ZM73 78V79H74ZM103 78V77H102ZM118 78H120V77H118ZM238 78V79H239ZM42 79H44L43 81H42ZM72 79V80H73ZM101 79V78H100ZM19 80V79H18ZM17 80V81H18ZM40 80V81H39ZM56 80H57V78H56ZM72 80H70V81H72ZM79 80H80V78H79ZM79 80H77V81H79ZM102 80V79H101ZM111 80H113V79H111ZM183 80V81H182ZM38 81V82H37ZM54 81V80H53ZM58 81H55V82H58ZM69 81V82H70ZM110 81V80H109ZM119 81V80H118ZM164 81V80H163ZM162 81V82H163ZM170 81H171V79H170ZM40 82V83H39ZM51 82V81H50ZM65 82V81H64ZM63 81H62V84L64 83ZM112 82V81H111ZM20 83V82H19ZM35 83H37L36 84V86H35ZM54 83V82H53ZM76 81H75V85H76ZM81 83H82V80H81ZM33 84H34V88H35V92H33ZM49 84V83H48ZM58 85L60 84V86H61V83L59 82V83H57ZM68 84H70V83H68ZM163 84H165V83H163ZM192 84H194V85H192ZM55 85H56V83H55ZM102 85V86H103ZM122 85H123V82H122ZM128 85H130V86H128ZM202 85H203V83H202ZM49 86H51V85H49ZM53 86V85H52ZM63 87H66V85L64 86V84L62 85ZM94 86V85H93ZM97 86V85H96ZM166 86V85H165ZM184 86H185V88H184ZM43 87V86H42ZM72 87H74V86H72ZM106 87V86H105ZM124 87V86H123ZM122 87V88H123ZM195 87V88H196ZM33 90H32V89ZM57 87H55V90H57L56 89ZM107 88H109V87H107ZM107 88L106 89H104V90H107ZM114 88H116V87H114ZM166 88H167V86H166ZM171 88V87H170ZM65 89V88H64ZM111 88H109V92H110V94L108 93V92H99L100 94L98 95V97H99V100L100 99H104V100H106V98L108 99V102L107 103H109V101H111V102H114V101H112V100H115V99H113L112 97H111V94L113 93H111V90H110ZM182 89V90H183ZM197 89V88H196ZM195 89V90H196ZM204 89V88H203ZM223 89V90H222ZM18 90H19V92H21L20 90H22V93H20V94H18ZM32 90V91H31ZM52 90V89H51ZM54 90V88H53V92L55 91ZM99 90V89H98ZM103 90V91H104ZM131 90V89H130ZM129 90V91H130ZM137 90V89H136ZM135 89H134V91L133 92H135L136 91ZM167 90H169V89H167ZM187 90H188V88H187ZM10 91H12V90H10ZM46 91L47 90H45V91H42L41 93L42 94H44V95H46L45 97H44V95L42 96L40 93H38L39 94V96H40V98H42V100L41 101H39V102H37L32 108V110H30V111H32V112H29V114L31 115L32 113H33V111H36L37 109H41V108H45V106H48L47 105V103H49L51 100H52V98H55L56 96H54V93H52L50 90L49 91H47V93H46ZM64 91H67V90H64ZM128 90L126 89V92H127ZM128 91V92H129ZM132 91V90H131ZM150 91V90H149ZM170 91V90H169ZM171 91H172V93L171 94H169L171 97L168 99L167 98V100L169 101L170 99L171 100H176L177 102H178V105L180 106V103H183V102H181V101H179L178 100V98L180 97V92H178V91H175V89H174V87L173 88H171ZM186 90H183V91H181L182 92V94H183V92H185ZM8 92V91H7ZM6 92V93H7ZM13 92V91H12ZM46 94H45V93ZM58 92H59V90H58ZM139 92V91H138ZM188 92V91H187ZM187 92H185V93H187ZM230 92V93H231ZM252 92V93H251ZM5 93V92H4ZM17 93V94H16ZM66 93H68V92H66ZM88 93V92H87ZM98 93V92H97ZM161 93V92H160ZM184 93V94H185ZM220 93V94H219ZM59 94H60V92H59ZM165 94H167V93H165ZM181 94V95H182ZM183 94V95H184ZM189 94V93H188ZM194 94V93H193ZM197 94V93H196ZM196 94H194L195 95V97H196ZM10 95V94H9ZM56 95H58V94H56ZM144 95V94H143ZM254 95V94H253ZM42 96V97H41ZM59 96V95H58ZM57 96V97H58ZM61 96V95H60ZM59 96V97H60ZM74 96V95H73ZM73 96H71V98L73 97ZM77 96V95H76ZM96 96V95H95ZM131 96V95H130ZM166 96V95H165ZM179 96V97H178ZM189 96V95H188ZM190 96H193L192 94H190ZM36 97V96H35ZM38 97V96H37ZM114 97V96H113ZM140 97V96H139ZM195 97L193 96V98L195 99ZM199 97V96H198ZM201 97H203V96H201ZM232 97V96H231ZM256 97V96H255ZM39 98V97H38ZM68 98V97H67ZM91 98V97H90ZM116 98V97H115ZM137 98V97H136ZM141 99H142V97H140ZM188 98V97H187ZM192 98V99H193ZM200 98V97H199ZM242 98V97H241ZM63 99H66V98H63ZM94 99H95V97H94ZM98 99V98H97ZM138 99V98H137ZM136 99V100H137ZM185 99V98H184ZM188 99H190V97L188 98ZM187 99V100H188ZM194 99H193V102H194ZM232 99V98H231ZM253 99V98H252ZM36 100H38V99H36ZM57 100H58V103H60L59 101H61L60 100V98H57ZM68 99H66V101H67ZM71 100V99H70ZM70 100H68V101H70ZM99 100H97V101H99ZM200 100V99H199ZM202 100V99H201ZM200 100V101H201ZM205 100H203V101H205ZM235 100V101H236ZM254 100H255V98H254ZM53 101V100H52ZM54 101H56V100H54ZM63 101V100H62ZM94 101V100H93ZM100 101H102V100H100ZM141 102L143 101V100H140ZM139 101V102H140ZM192 101V100H191ZM199 101V102H200ZM230 102H231V100H229ZM228 101V104L230 103ZM244 101V103L245 104H247L248 103V101H247V99L245 100H243ZM251 101H253V100H251ZM30 102V103H29ZM64 102V101H63ZM103 102H105V101H103ZM102 102V103H103ZM144 102V101H143ZM170 102V101H169ZM189 102H190V100H189ZM199 102L198 101H196V103H198V105H199ZM202 102V101H201ZM9 103V102H8ZM11 103V102H10ZM20 103H15L16 105H18L19 106V108H22V107H20ZM51 103V102H50ZM65 103V102H64ZM69 103V102H68ZM96 103V102H95ZM94 103V104H95ZM115 103V102H114ZM113 103V104H114ZM195 103V104H196ZM204 103V102H203ZM221 103V102H220ZM74 104V103H73ZM72 104V105H73ZM191 104H192V102H191ZM190 104V105H191ZM207 104H208V102H207ZM226 104V103H225ZM224 104V105H225ZM227 104V105H228ZM231 104H233V102L231 103ZM230 104V105H231ZM236 104V103H235ZM254 104V103H253ZM11 104H9V107H12V106H10ZM14 105V104H13ZM55 105H56V103H55ZM71 105V106H72ZM82 105V104H81ZM106 105V104H105ZM238 105H239V103H238ZM250 105V104H249ZM256 105V104H255ZM18 106H16V109L18 110L19 108H17ZM50 106V105H49ZM57 106H59L58 104H57ZM111 106V105H110ZM115 106H116V104H115ZM145 106V105H144ZM210 106V105H209ZM209 106H208V108H209ZM233 106V105H232ZM232 106H229V107H232ZM26 107V108H27ZM51 107H52V105H51ZM83 107V106H82ZM134 107V106H133ZM185 107V106H184ZM194 107V106H193ZM201 107V106H200ZM202 107H203V105H202ZM206 107V106H205ZM222 107H223V105H222ZM237 107V106H236ZM5 108V107H4ZM78 108V107H77ZM107 108V107H106ZM113 108V107H112ZM180 108H181V106H180ZM198 108V107H197ZM197 108H194L195 110H194V112L196 111V109ZM204 108V107H203ZM235 108V107H234ZM233 108V109H234ZM28 109H31V107H29ZM27 109V110H28ZM79 109H81V108H79ZM137 109V108H136ZM163 109V108H162ZM186 109V108H185ZM206 109V108H205ZM232 109V108H231ZM12 110V109H11ZM25 110V109H24ZM42 110V109H41ZM54 109L52 108L51 109V111H53ZM63 110H64V108H63ZM69 110V109H68ZM78 110V109H77ZM110 110V109H109ZM172 110V109H171ZM179 110H181V109H179ZM193 110V109H192ZM198 111H199V109H197ZM200 110H202V108H200ZM222 110H226V112L227 113H229V112H231L230 111V109H227V108H224V109H222ZM255 110V109H254ZM6 111V110H5ZM38 111V110H37ZM48 111H49V109H48ZM48 111L46 110V112L48 113ZM57 111H61V110H57ZM204 111V110H203ZM210 111H212V110H210ZM210 111H208V112H210ZM220 111V110H219ZM243 111V110H242ZM241 111V112H242ZM257 111V110H256ZM26 112V111H25ZM24 112V113H25ZM62 112V111H61ZM65 112V111H64ZM76 112V111H75ZM74 112V113H75ZM105 112H107V111H105ZM109 112V111H108ZM221 112V111H220ZM239 112V111H238ZM0 113H4V112H1L0 111ZM16 113V112H15ZM14 113V114H15ZM18 113V112H17ZM16 113V114H17ZM54 113V116L55 115H57L58 116V114H55V111L53 112ZM85 113V112H84ZM170 113H172L171 111H170ZM179 113V112H178ZM183 113L185 114V116L186 117H188V115H189V113H191V111L189 110V108H188V110H184L183 111ZM203 113V112H202ZM205 113H206V111H205ZM246 113V112H245ZM255 113V112H254ZM51 114H52V112H51ZM50 114V115H51ZM72 114V113H71ZM78 114V113H77ZM118 114V113H117ZM221 114V113H220ZM234 114V113H233ZM241 114V113H240ZM244 114V113H243ZM27 115H28V113H27ZM61 115V114H60ZM75 115V114H74ZM107 115V114H106ZM182 115V114H181ZM198 115V114H197ZM200 115H202V114H200ZM205 114H203V116H204ZM216 115H218V114H216ZM223 115V114H222ZM250 115V114H249ZM2 116V115H1ZM0 116V117H1ZM34 116V115H33ZM62 116V115H61ZM72 116V115H71ZM83 116V115H82ZM110 116V115H109ZM108 116V117H109ZM251 116V115H250ZM30 117V116H29ZM44 117H46L45 115L43 116H37L35 119H36V121L38 122V123H40V124H43L44 122H43V120L45 121V119H44ZM53 117V116H52ZM51 117V118H52ZM66 117V116H65ZM106 117V116H105ZM123 117V116H122ZM136 117V116H135ZM214 117V116H213ZM233 117V116H232ZM244 117H246L245 115H239V116H237V118L235 119L236 121H242L243 119H244ZM249 117V116H248ZM15 118V117H14ZM28 117H24V118H22V120H18V123H17V126L19 125V123L21 124L23 121H25L26 119H27ZM32 118V117H31ZM30 118V119H31ZM50 118V117H49ZM56 118V117H55ZM54 118V119H55ZM77 118V117H76ZM82 118V117H81ZM80 118V119H81ZM104 118V117H103ZM132 118H133V116H132ZM211 118V117H210ZM219 118H221V115H220V117ZM9 119H11V118H9ZM16 119H17V116H16ZM62 119V118H61ZM106 119V118H105ZM13 120H15V119H13ZM32 120V119H31ZM47 120H48V118H47ZM56 120H57V118H56ZM69 120V119H68ZM68 120L66 121V122H68ZM75 120H77V119H75ZM74 120V121H75ZM79 120V119H78ZM85 120V119H84ZM141 120V119H140ZM140 120H138L139 122H140ZM161 120V119H160ZM205 120V119H204ZM207 120H209V119H207ZM221 120V119H220ZM229 120V119H228ZM29 121V120H28ZM70 121H71V119H70ZM30 122H32V121H29V123ZM53 122H54V124L56 123V121H52V120H50L49 122H48V125H49V128L48 129H50L51 127L50 126H54V124H53ZM57 122H58V120H57ZM106 122V121H105ZM111 122V121H110ZM205 122V121H204ZM234 122V121H233ZM233 122H231V123H233ZM244 122V121H243ZM253 122V121H252ZM11 123V122H10ZM24 123V122H23ZM26 123V122H25ZM71 123V122H70ZM93 123V122H92ZM100 123V122H99ZM133 123V122H132ZM207 123V122H206ZM222 122H220V125H222L221 124ZM28 124V123H27ZM33 124H34V122H33ZM45 124L47 125V121L45 122ZM86 124V123H85ZM106 124V123H105ZM230 124V123H229ZM8 125H9V123H8ZM13 125V124H12ZM23 125V124H22ZM29 126H30V124H28ZM39 125V124H38ZM60 125V124H59ZM66 125V124H65ZM228 125V124H227ZM250 125H251V123H250ZM249 125V126H250ZM16 126V127H17ZM21 126V125H20ZM33 126V125H32ZM31 126V127H32ZM56 126V128H57V125H55ZM63 126V125H62ZM62 126H58L59 128H57L56 130H61L62 128ZM70 126V125H69ZM144 126V125H143ZM252 126V125H251ZM7 127V126H6ZM26 127V126H25ZM28 127V126H27ZM42 127H43V125H42ZM44 127H45V125H44ZM47 127V126H46ZM46 127H45V129H46ZM101 127V126H100ZM253 127V131H255L254 130V126H252ZM252 127H250V129L252 128ZM261 127V126H260ZM263 127V126H262ZM13 128V127H12ZM11 128V129H12ZM30 128V127H29ZM39 128H40V125H39ZM61 128V129H60ZM63 128H64V126H63ZM87 128V127H86ZM102 128H103V126H102ZM105 128V127H104ZM224 128V126L222 127V129ZM235 128H237V127H235ZM234 128V129H235ZM2 129V128H1ZM22 129V128H21ZM21 129H20V131H21ZM26 130V128H23V130ZM94 129V128H93ZM39 130V129H38ZM58 130V131H59ZM68 130V129H67ZM174 130H175V128H174ZM13 131V130H12ZM42 131V130H41ZM47 131V130H46ZM51 131V130H50ZM62 132H63V129L61 130ZM60 131V132H61ZM98 131V130H97ZM188 131V130H187ZM190 131H192V132H194V130H192V129H190ZM237 131V130H236ZM29 132V131H28ZM40 132V131H39ZM38 132V133H39ZM43 132H45V130H43ZM55 131H53V133L52 134H50V135H52V137H48V139L50 140V141H52V142H49L50 144L52 143V144H54L55 145V147L54 146H52V147H54V148H56V149H54V150H51L50 152H47L49 155H50V153L52 154V156L54 157L55 156V159H56V162H57V158L58 159H60L61 158V156H64V155H62V153H61V149H62V145H61V143H60V141L62 140H64V139H61L63 136L61 135V138L60 137H58V135L56 134V132L54 133ZM59 132V133H60ZM67 132V131H66ZM66 132H63V133H66ZM101 132V131H100ZM195 132H197V131H195ZM9 133H11V132H9ZM8 133V134H9ZM20 133V132H19ZM21 133H23V132H21ZM26 133H27V131H26ZM72 133V132H71ZM76 133V132H75ZM78 133L79 134H77V135H79L80 136V133L81 132H79L78 131ZM84 132H82V134H83ZM96 133H98V132H96ZM207 133V132H206ZM243 133H244V131H243ZM1 134V133H0ZM17 134V133H16ZM30 134V133H29ZM36 134V133H35ZM41 134V133H40ZM177 134V133H176ZM14 135V134H13ZM18 135V134H17ZM22 135H25V136H23V137H26V135L27 134H25V133H23ZM38 134H36L35 135V137L37 136ZM53 135H54V137H53ZM97 135V134H96ZM181 135V134H180ZM180 135H177V136H180ZM253 135H256V134H253ZM6 136V135H5ZM95 136V135H94ZM106 136V135H105ZM13 137V136H12ZM11 137V138H12ZM17 137H19V135L17 136ZM34 137V138H35ZM97 137V136H96ZM183 137V136H182ZM181 137V138H182ZM239 137H240V135H239ZM242 137V136H241ZM240 137V138H241ZM248 137V136H247ZM10 138V139H11ZM28 138V137H27ZM33 138V137H32ZM31 138V139H32ZM36 138H39V137H36ZM65 138V137H64ZM177 138V137H176ZM188 138V137H187ZM229 138V137H228ZM258 138V137H257ZM13 139V138H12ZM11 139V140H12ZM26 139V138H25ZM30 139V140H31ZM45 139V138H44ZM66 139V138H65ZM88 139H89V137H88ZM96 139V138H95ZM102 140V138L100 137L99 138V140ZM211 139V138H210ZM236 139H238V138H236ZM264 139V138H263ZM18 140V139H17ZM34 140V139H33ZM42 140V139H41ZM67 140V139H66ZM240 140V139H239ZM243 140V139H242ZM247 140V139H246ZM246 140H245V142H246ZM14 141V140H13ZM26 141V140H25ZM25 141H24V143H25ZM35 141H37V140H35ZM75 141V140H74ZM86 141V140H85ZM180 141H181V139H180ZM233 141H234V137H233ZM23 142V141H22ZM21 142V143H22ZM27 142H29V141H26V144H27ZM78 142V141H77ZM97 142H101V141H97ZM108 142V141H107ZM182 142H183V140H182ZM205 142V141H204ZM250 142V141H249ZM264 141H262V143H263ZM31 143V142H30ZM39 143V142H38ZM49 143H46L47 144V146L49 145V147H50V144ZM65 143H66V141H65ZM79 143V142H78ZM178 143V142H177ZM193 143V142H192ZM247 143V142H246ZM43 144V143H42ZM73 144V143H72ZM80 144H81V142H80ZM79 144V145H80ZM86 144V143H85ZM99 144V143H98ZM118 144V143H117ZM181 144H183V143H181ZM185 144H187V143H185ZM225 144V143H224ZM237 144V143H236ZM264 144V143H263ZM25 145V144H24ZM44 145V144H43ZM64 145H66V144H64ZM82 145V144H81ZM91 146H92V143L90 144ZM96 145H97V143H96ZM96 145H94V146H96ZM193 145V144H192ZM248 145H250L249 147H251V144H249L248 143ZM255 145H257V143H255ZM29 146V145H28ZM37 146V145H36ZM39 146V145H38ZM178 146V145H177ZM183 146V145H182ZM182 146L181 147H179V148H182ZM225 146V145H224ZM237 146V145H236ZM235 146V147H236ZM240 146V145H239ZM238 146V147H239ZM244 146V145H243ZM264 146V145H263ZM30 147V146H29ZM28 147V148H29ZM45 146H43V148H44ZM84 147H85V145H84ZM237 147V148H238ZM245 147V146H244ZM244 147H243V149H244ZM42 148V147H41ZM45 148H48V147H45ZM44 148V149H45ZM74 148H75V146H74ZM82 148V147H81ZM158 148V147H157ZM177 148V147H176ZM184 148V147H183ZM188 148V147H187ZM218 148V147H217ZM254 148V147H253ZM258 148V147H257ZM22 149V148H21ZM25 149V148H24ZM50 149H51V147H50ZM79 149V148H78ZM84 149V148H83ZM125 149V148H124ZM191 149V148H190ZM246 149H248V148H246ZM246 149H244L243 151H246ZM46 150V149H45ZM48 150V149H47ZM88 150V149H87ZM86 150V151H87ZM94 150V149H93ZM103 150V149H102ZM157 150V149H156ZM219 150H220V148H219ZM239 151H242V150H240V149H238ZM249 150H250V148H249ZM251 150H252V147H251ZM256 150V149H255ZM39 151V150H38ZM85 151V152H86ZM121 151H123L122 149H121ZM121 151H117V154H119V155H121L123 152H121ZM238 151V152H239ZM264 151V150H263ZM262 151V152H263ZM91 152V151H90ZM130 152V151H129ZM157 152V151H156ZM159 152V151H158ZM157 152V153H158ZM259 152V151H258ZM61 153V154H60ZM88 153H89V151H88ZM99 153H100V151H99ZM98 153V154H99ZM211 153V152H210ZM254 153H256V152H254ZM42 154H44V153H42ZM47 154V155H48ZM74 154H76V153H74ZM97 154V155H98ZM104 154V153H103ZM115 154V153H114ZM178 154H180V153H178ZM186 154V153H185ZM185 154H182L181 153V155L183 156V155H185ZM251 154V153H250ZM90 155V154H89ZM105 155V154H104ZM122 155H124V154H122ZM121 155V156H122ZM181 155H178V157L180 156L181 157ZM242 155V154H241ZM253 155V154H252ZM25 156V155H24ZM41 156V155H40ZM51 156V155H50ZM68 156V155H67ZM76 156V155H75ZM74 156V157H75ZM77 156H78V154H77ZM93 156V155H92ZM91 156V157H92ZM121 156H120V158L119 159H121ZM154 156H156V155H154ZM188 156H190V155H188ZM243 156H244V153H243ZM254 156V155H253ZM69 157H72V156H69ZM68 157V158H69ZM90 157V158H91ZM95 157V156H94ZM106 157H107V155H106ZM116 157L118 158V156L116 155ZM115 157V158H116ZM179 157V158H180ZM185 157V156H184ZM183 157V158H184ZM233 157V156H232ZM235 157V160H236V156H234ZM255 157V156H254ZM23 158H25V157H23ZM48 158H49V156H48ZM66 159V160H70V158L69 159ZM79 158V157H78ZM90 158H88V159H90ZM126 158V157H125ZM155 158H157V157H155ZM240 158V157H239ZM263 158V157H262ZM47 159V158H46ZM50 159L52 160V157H50ZM54 159V160H55ZM64 159H65V157H64ZM72 159V158H71ZM73 159H75V158H73ZM186 159V158H185ZM241 159V158H240ZM244 159H246V158H244ZM259 159H261V158H259ZM66 160H64V161H66ZM94 160H96V159H94ZM158 160V159H157ZM181 160H182V158H181ZM233 160V159H232ZM256 160V159H255ZM47 161V160H46ZM61 161H62V159H61ZM87 161V160H86ZM185 161V160H184ZM187 161H189V160H187ZM186 161V162H187ZM257 161V160H256ZM55 162V161H54ZM54 162H51V163H53L54 164ZM55 162V163H56ZM60 161H58L57 163H59ZM72 162V161H71ZM96 162V161H95ZM233 162H235V161H233ZM47 163H48V161H47ZM61 163V162H60ZM69 163V162H68ZM85 163V162H84ZM88 162H86V164H87ZM111 163V162H110ZM125 163H127V162H125ZM185 163V162H184ZM189 163V162H188ZM187 163V164H188ZM236 163V162H235ZM235 163H233V164H235ZM258 163V162H257ZM65 163H63V165H64ZM89 164V163H88ZM102 164H103V162H102ZM158 164V163H157ZM190 164V163H189ZM256 164V163H255ZM262 164H264V163H262ZM31 165V164H30ZM35 165V164H34ZM80 165V164H79ZM82 165V164H81ZM84 165L85 164H83L82 166L84 167ZM91 165V164H90ZM241 165V164H240ZM33 166V165H32ZM32 166H27V167H29V168H31ZM62 166V165H61ZM65 166V165H64ZM71 166V165H70ZM234 166V165H233ZM37 167V166H36ZM36 167L34 166V168L35 169H33V170H35V171H39V172H41V171H43L42 170V168L41 169H39V168H37L36 169ZM44 167H46V166H44ZM66 167H67V165H66ZM65 167V168H66ZM75 168H78V169H80L79 168V166L77 167V166H74ZM98 167V166H97ZM102 167H103V165H102ZM105 167V166H104ZM153 167V166H152ZM236 167V165L234 166V169H236L235 168ZM244 167V166H243ZM264 167V166H263ZM11 168V167H10ZM33 168V167H32ZM31 168V169H32ZM64 168V167H63ZM62 168V169H63ZM90 168V167H89ZM88 168V169H89ZM239 168H241V166L239 167ZM9 169V168H8ZM7 169V171H9ZM59 169V168H58ZM73 169V168H72ZM77 169V170H78ZM81 169H83V168H81ZM98 169V168H97ZM225 169H226V167H225ZM242 169V168H241ZM244 169V168H243ZM11 170V169H10ZM54 170H55V168H54ZM53 170V171H54ZM60 170V169H59ZM110 170V169H109ZM151 170V169H150ZM152 170H153V168H152ZM12 171V170H11ZM15 171V170H14ZM25 171V170H24ZM28 171H29V169H28ZM70 171H72V170H70ZM75 171H76V169H75ZM107 171V170H106ZM113 171V170H112ZM115 171V170H114ZM182 171V170H181ZM235 171V170H234ZM18 172H19V170H18ZM23 172V171H22ZM22 172H20V174H22ZM31 172V171H30ZM29 172V173H30ZM61 172H62V170H61ZM84 172V171H83ZM82 172V173H83ZM108 172V171H107ZM111 172V171H110ZM110 172H109V174H110ZM195 172V171H194ZM247 172V171H246ZM249 172V171H248ZM3 173H4V171H3ZM25 172H23V175L24 176H28L29 177V175H25L24 174ZM28 173V174H29ZM58 173H60V172H58ZM69 173H71V172H69ZM86 173V172H85ZM155 173V172H154ZM188 173V172H187ZM238 173V172H237ZM249 173H252V172H249ZM19 174V176H21ZM33 174H34V172H33ZM55 174H57V173H55ZM78 174V173H77ZM102 174V173H101ZM113 174H116V173H113ZM131 174V173H130ZM151 174H152V172H151ZM177 174H179V173H177ZM189 174V173H188ZM10 175V174H9ZM8 175V176H9ZM23 175H22V178H23ZM104 175V174H103ZM116 175H119V174H116ZM230 175H231V173H230ZM239 175V174H238ZM253 175V174H252ZM18 176V177H19ZM31 176V175H30ZM39 176V175H38ZM38 176H37V178H38ZM55 175L53 174V177H54ZM62 176V175H61ZM68 176V175H67ZM88 176H89V174H88ZM87 176V177H88ZM97 176H98V174H97ZM108 176H110V175H108ZM150 176V175H149ZM224 176V175H223ZM240 176V175H239ZM14 177V176H13ZM40 177H42L43 178V176H39V178ZM50 177V176H49ZM86 176H85V179H88ZM107 177V176H106ZM128 177V176H127ZM156 177H158V176H156ZM155 177V178H156ZM31 178V177H30ZM51 179H52V177H50ZM55 178H56V176H55ZM69 178H71V176L70 177H68V179ZM89 178H90V176H89ZM103 178V177H102ZM118 178H119V176H118ZM66 179V178H65ZM67 179V180H68ZM84 179V182L85 181H87V180H85ZM109 179H112V178H109ZM114 179V178H113ZM121 179H123V178H121ZM233 179V178H232ZM243 179V178H242ZM245 179V178H244ZM34 180V179H33ZM38 180V182L39 181H41V179L39 180V179H37ZM37 180H34V181H32V179H31V183L32 184H35L36 185V181ZM44 180V179H43ZM43 180H42V182H43ZM59 180H62V179H59ZM64 180V179H63ZM95 180V179H94ZM241 180V179H240ZM26 180H24V182H25ZM30 181V180H29ZM73 181V180H72ZM107 181V180H106ZM109 181V180H108ZM107 181V182H108ZM111 181V180H110ZM117 181V180H116ZM120 181V180H119ZM245 181V183H246V180H244ZM259 181V180H258ZM258 181H256V183H258ZM262 181V180H261ZM264 181V180H263ZM18 182V181H17ZM21 182V181H20ZM23 182V181H22ZM23 182V183H24ZM27 182V181H26ZM42 182H40V183H42ZM70 183H71V181H69ZM83 181L81 180V183H82ZM106 182V183H107ZM122 182V181H121ZM125 182V181H124ZM187 182V181H186ZM239 182H242V181H239ZM28 183V182H27ZM46 183L47 184H49L47 181H46ZM46 183H45V185H46ZM59 183H62V185L64 184V181L63 182H60L59 181ZM73 183V182H72ZM79 183V182H78ZM86 183V182H85ZM88 183L90 184V181H88ZM92 183V182H91ZM98 183V182H97ZM249 183V182H248ZM252 183V182H251ZM26 184V183H25ZM29 184V183H28ZM31 184V185H32ZM44 184V183H43ZM93 184H96V183H93ZM118 184V183H117ZM126 184V183H125ZM144 184H146V183H144ZM148 184V183H147ZM153 184H154V181H153ZM27 185V184H26ZM25 185V186H26ZM51 185V184H50ZM73 185H74V183H73ZM83 185V184H82ZM100 185H102V184H100ZM109 185H111V183H109ZM115 185H116V183H115ZM133 185V184H132ZM149 185V184H148ZM156 185V184H155ZM229 185V184H228ZM231 185V184H230ZM233 185V184H232ZM236 185V184H235ZM241 185H242V183H241ZM244 185V184H243ZM248 185H250V184H248ZM258 185V184H257ZM24 186V185H23ZM28 186V185H27ZM38 186H39V183H38ZM55 186V185H54ZM84 186V185H83ZM112 186V185H111ZM146 186V185H145ZM179 186V185H178ZM200 186V185H199ZM247 186V185H246ZM21 187V186H20ZM34 187V189H35V187H37V185L36 186H33ZM44 187V186H43ZM46 187H47V185H46ZM53 187V186H52ZM57 187V186H56ZM61 187V186H60ZM63 187H64V185H63ZM68 187H69V185H68ZM73 187V186H72ZM126 187V186H125ZM129 187V186H128ZM134 187V186H133ZM138 187V186H137ZM148 187V186H147ZM150 187V186H149ZM147 188V190L148 189H152V188ZM227 187V186H226ZM238 187H239V185H238ZM248 187V186H247ZM251 187V186H250ZM23 188V187H22ZM196 188H199V187H196ZM201 188V187H200ZM228 188H230V186L228 187ZM244 188H245V186H244ZM244 188H241V189H243V190H245ZM252 188V187H251ZM250 188V189H251ZM24 189V188H23ZM27 189H28V187H26V189H25V191H24V193L26 194V192H29V190H30V192L29 193H33V196H34V194H36V191H35V193L33 192V190H32V186L29 188V190L27 191ZM39 189V188H38ZM44 188H42L41 190H39V191H42ZM52 189V188H51ZM61 189V188H60ZM70 189V188H69ZM72 189V188H71ZM79 189H80V187H79ZM85 189H87V187L85 188ZM81 190V193L83 192V194L85 193V191H87V193H89L90 194V190ZM93 189V188H92ZM91 189V190H92ZM123 189H124V187H123ZM127 189V188H126ZM137 189V188H136ZM141 189H142V187H141ZM226 189V188H225ZM225 189H223V190H225ZM240 189V188H239ZM254 189H256V188H254ZM254 189H253V191H254ZM18 190V189H17ZM22 189H20V190H18V191H21ZM31 190H32V192H31ZM37 190V189H36ZM47 190V189H46ZM46 190H44V191H46ZM56 189H54L53 191H55ZM65 190V189H64ZM73 190H76V186H75V189L73 188ZM80 190L78 191V189L76 190V191H78V192H80ZM97 190V189H96ZM131 190V189H130ZM129 190V191H130ZM139 190V189H138ZM145 190V189H144ZM154 190H156L155 188H154ZM177 190V189H176ZM175 190V191H176ZM183 190V189H182ZM198 190V189H197ZM202 190V189H201ZM208 190V189H207ZM213 190V189H212ZM230 191V189H227V191ZM234 190V189H233ZM248 190V189H247ZM261 190V189H260ZM10 191V190H9ZM23 191V190H22ZM21 191V192H22ZM53 191H51V192H53ZM57 191V190H56ZM59 191H62V190H59ZM76 191H74V194H75V192ZM162 191V190H161ZM173 191V190H172ZM226 191V190H225ZM228 191V192H229ZM242 191V190H241ZM11 192V191H10ZM20 192V193H21ZM43 192V191H42ZM49 192V191H48ZM78 192H76V193H78ZM106 192V191H105ZM116 192V191H115ZM117 192H120L119 190L117 191ZM152 192V191H151ZM154 192H157V191H154ZM154 192H152V193H154ZM178 192V191H177ZM230 192H232V191H230ZM237 192V191H236ZM249 192V191H248ZM8 191H7V197H8V199H9V196L11 195H9L8 196ZM12 193V192H11ZM41 193V192H40ZM55 193V192H54ZM54 193H53V195H54ZM58 192H56L55 194L56 195H58L57 194ZM125 193V192H124ZM142 193V192H141ZM179 193V192H178ZM189 193V192H188ZM204 193V192H203ZM238 193V192H237ZM236 193V194H237ZM249 193H251V192H249ZM5 194V193H4ZM15 194V193H14ZM13 194V195H14ZM23 194V193H22ZM38 194V193H37ZM35 195V196H40V195ZM47 194V193H46ZM61 194V193H60ZM67 195L69 194V192L67 191V193H66ZM72 194H73V191H72ZM79 194L80 193H78V194H76V197H80V198H82L81 197V194H80V196H79ZM82 194V196H85L86 198H87V195H86V193H85V195H83ZM97 194V193H96ZM106 194V193H105ZM109 194V193H108ZM118 194H120V193H118ZM117 194V195H118ZM209 194V193H208ZM240 194H242V193H240ZM259 194H261V192L259 193ZM263 194V193H262ZM42 195H43V193H42ZM41 195V196H42ZM45 195V194H44ZM50 195V194H49ZM56 195H55V197H56ZM66 195V196H67ZM103 195V194H102ZM115 195V194H114ZM121 195V194H120ZM125 195V194H124ZM128 195V194H127ZM134 195V194H133ZM154 195H155V193H154ZM198 195V194H197ZM226 195V194H225ZM232 195H233V193H232ZM231 195V196H232ZM245 195V194H244ZM243 195V196H244ZM249 195V194H248ZM257 195V194H256ZM3 196H5V195H0V203H1V200H2V197ZM20 196V195H19ZM27 196V195H26ZM26 196H23L22 195V197L20 196L18 199H9V200H12L11 201V206H10V210L12 209H14V210H16L17 211V209H18V211H19V213H18V211L16 212V213H14L13 215V218L15 217V218H17L16 216H18V221H15V222H18L16 225H12V227L9 229V231H6L5 232V240H4V242L6 243V249L7 250H10V253H11V255H8V256H4L3 257V255L1 254L0 256H2V257H0V264H8V262L9 261H11L12 259H11V257H12V255L13 254H15L16 253V257H15V259L17 258V260H18V258L20 259V257L21 258H23L22 257V255L24 254V253H27V252H25V250L26 249H28L29 247H26V244H25V240H26V237H25V234L23 233V231L22 230H24V229H26V228H28V227H25V223H27L28 222V220H30L31 219V217H30V215L29 214H31V213H29L28 214V210H30V212H32L31 210H33V209H35L34 207H32L31 208V206H36V205H33L34 204V200H36V199H33L34 197L33 196H29V197H33L31 200L33 201V204L32 205H30V203H32V201L30 202L29 200H28V197H26ZM60 196V195H59ZM62 196V195H61ZM70 196H74V195H71L70 194ZM104 196V195H103ZM135 196V195H134ZM141 196V199L145 196H143L142 197V195H140ZM149 196H151V194L149 195ZM152 196H153V194H152ZM162 196V195H161ZM208 196V195H207ZM246 196V195H245ZM250 196V195H249ZM262 196V195H261ZM14 197H16V196H13V198ZM45 197H46V195H45ZM53 197V196H52ZM63 197H64V195H63ZM75 197V196H74ZM84 197V198H85ZM235 197H236V195H235ZM234 197V198H235ZM260 197V196H259ZM12 198V197H11ZM36 198V197H35ZM39 198V200H40V197H37V199ZM42 198V197H41ZM54 198V197H53ZM52 198V199H53ZM58 198V197H57ZM65 198V197H64ZM71 198V197H70ZM97 198V197H96ZM95 198V199H96ZM121 198V197H120ZM138 198V197H137ZM147 198V197H146ZM150 198V197H149ZM153 198H157V196L155 195V197H153ZM152 198V199H153ZM163 198V197H162ZM170 198V197H169ZM173 198V197H172ZM172 198H170V199H172ZM208 198V197H207ZM206 198V199H207ZM241 197H239V199H240ZM250 198V197H249ZM43 199V198H42ZM45 199V198H44ZM54 199H56V198H54ZM53 199V200H54ZM61 199V198H60ZM59 199V200H60ZM83 199V198H82ZM88 199V198H87ZM102 199V198H101ZM106 199V198H105ZM140 199V200H141ZM167 199H168V197H167ZM203 200L204 202L206 201L207 202V204L206 205H208V201L210 200V201H212L213 202V200H214V204L215 203H217V202H215V197H214V199L212 198V200H211V198H208L207 200ZM236 199V198H235ZM253 199H254V197H253ZM7 200V199H6ZM38 200V201H39ZM47 200V197H46V199H45V201ZM52 200V201H53ZM56 200H58V199H56ZM64 200V199H63ZM66 200V199H65ZM63 201V202H66V201ZM79 200V199H78ZM97 200H98V198H97ZM124 200V199H123ZM127 200V199H126ZM147 200H148V198H147ZM151 200V199H150ZM149 200V201H150ZM154 200V199H153ZM153 200H151V201H153ZM156 200V199H155ZM157 200H158V198H157ZM161 200V199H160ZM164 200V199H163ZM202 200V199H201ZM226 200V199H225ZM261 200V199H260ZM26 201H29V202H26ZM37 201V200H36ZM37 201V202H38ZM48 201V200H47ZM62 201V200H61ZM91 201V200H90ZM89 201V203H91ZM102 201V200H101ZM106 202H107V200H105ZM136 201V200H135ZM141 201H143V200H141ZM170 201V200H169ZM182 201V200H181ZM190 201V200H189ZM202 201V202H203ZM217 201V200H216ZM236 201V200H235ZM234 201V202H235ZM243 201V200H242ZM241 200H239V201H237L236 203H235V205L236 206H234V207H237V206H240V209H238V210H240L239 212H242L241 211V208L242 207H244L242 210H244L245 212H243V214H245V215H243V217L241 216V220L243 221V222H245L244 224H245V227L244 228H242V226H241V228L239 227V225H238V221H234V222H237V225H236V223H234V222H231L230 223V221H228V220H226L225 218H223L224 220H222L221 219V217H225V216H223V215H221L220 216V219H221V221H224V223H223V225H221V229L219 228V224H217V225H215V226H213L214 224L213 223H211L212 222V220H214V219H212V220H210L209 221V223H211L210 224V226L211 227H215L216 229H217V227L220 229V232H216V233H214V237L215 236H218L219 235V237L222 235L223 237H224V239L223 240H220V239H216V242H215V246H216V244H218L217 246H219V244L220 243H222L223 242V244L224 245H226V248H228V250H230V251H236V253H237V255L239 256V257H241V258H243V259H246V261L248 262V264H256V261L257 260H259V261H261V259L262 258H264V253L263 252H258V251H256V247H259V245H264L263 244V241H262V244H260L259 242H258V240L259 239H261L262 240V238H260L261 236L262 237H264L263 235H264V211L263 210H261V211H257L256 209V211H257V213H256V211L255 210H252L249 206H248V201L247 202H242ZM254 201H256V198L254 199ZM253 200H252V202H254ZM257 201H258V198H257ZM2 202H5V203H7V202H9L8 200H7V202L6 201H2ZM58 202V201H57ZM68 202V201H67ZM66 202V204H69V203H67ZM74 202H76V201H74ZM85 202H88V201H85ZM99 202V201H98ZM106 202H104V203H106ZM111 202V201H110ZM133 202V201H132ZM138 202V201H137ZM155 201H153V203H154ZM157 203H158V201H156ZM156 202L154 203L155 204V206H156ZM163 202V201H162ZM168 202V201H167ZM167 202H165L164 201V203H167ZM172 202H174V200L173 201H171V203ZM184 202V201H183ZM201 202V203H202ZM211 202V203H212ZM36 203V202H35ZM46 204H48V202H45ZM56 203V202H55ZM70 203H72L71 201H70ZM77 203V202H76ZM128 203V202H127ZM136 203V202H135ZM134 202H133V204H135ZM139 203V202H138ZM137 203V204H138ZM163 203V207H164V205H167V204H164ZM199 203V202H198ZM225 203H228L227 201L225 202ZM255 203V202H254ZM8 204H10V202L8 203ZM26 204H28V206H25ZM39 204V203H38ZM42 204H43V202H41V206H42ZM52 204V203H51ZM60 203H58V205H59ZM63 204L64 203H62V204H60L61 205V207L63 206ZM73 204V203H72ZM71 204V205H72ZM79 204V203H78ZM83 204V203H82ZM88 204V203H87ZM92 204V203H91ZM133 204H132V206H133ZM160 203H158V205H159ZM170 203H168V205H169ZM203 204V203H202ZM202 204H200V205H202ZM210 204V203H209ZM45 205V204H44ZM57 205V204H56ZM65 205V204H64ZM74 205V204H73ZM77 205V204H76ZM110 205V204H109ZM122 205V204H121ZM136 205V204H135ZM134 205V206H135ZM138 205H140V203L138 204ZM167 205V206H168ZM182 205V204H181ZM184 205V204H183ZM187 205V204H186ZM211 205H213V204H211ZM224 205V204H223ZM222 205V206H223ZM40 206V207H41ZM48 206H49V204H48ZM54 206V205H53ZM94 206V205H93ZM112 206V205H111ZM116 206V205H115ZM137 206V205H136ZM141 206V205H140ZM185 206V205H184ZM217 206V205H216ZM215 205L213 206V207H216ZM228 206V205H227ZM38 207H39V205H38ZM38 207H37V209H38ZM47 207V206H46ZM59 207V206H58ZM64 207V206H63ZM65 207H67L66 205H65ZM77 207H78V205H77ZM146 207V206H145ZM163 207H161V209L163 208ZM182 207V206H181ZM193 207V206H192ZM191 207V208H192ZM207 207V206H206ZM212 207V206H211ZM224 207H225V205L222 207L223 208V210H224V212H226L225 210L226 209H228V208H225L224 209ZM44 208V207H43ZM54 208V207H53ZM68 208H69V206H68ZM68 208H67V210H65V208H64V210L68 213L69 211H68ZM73 208V207H72ZM74 208H75V205H74ZM80 208V207H79ZM156 208V207H155ZM187 208V207H186ZM218 208H219V205H218ZM231 208V207H230ZM251 210H250V209ZM75 209H77V208H75ZM80 209H82V208H80ZM142 209H143V207H142ZM160 209V208H159ZM159 209H157V210H159ZM175 209V208H174ZM173 209V210H174ZM189 209V208H188ZM214 209V208H213ZM210 209L211 211H212V213H213V211L214 210H216L217 209V207H216V209ZM221 209V208H220ZM220 209H219V211H220ZM234 208H232V210H233ZM9 210V211H10ZM13 210V211H14ZM21 210V211H20ZM24 210H26L25 212H24ZM39 211H37V210H35L34 212H37L35 215H34V219L33 220H39V221H43V222H45L46 224H50V221H52L50 218L48 219V217L41 211L40 212V209H38ZM41 210H42V208H41ZM57 210H58V208H57ZM70 210V209H69ZM98 210V209H97ZM140 210V209H139ZM143 210H146V209H143ZM143 210H140L141 212H142V214H144L143 213ZM147 210H149V208L147 209ZM178 210V209H177ZM210 210H207V212H209V214H210ZM236 210V209H235ZM23 211V212H22ZM50 211V210H49ZM72 211V210H71ZM70 211V212H71ZM163 211V210H162ZM190 211V210H189ZM234 211V210H233ZM237 211V210H236ZM82 212H83V210H82ZM90 212V211H89ZM130 212V211H129ZM146 212H148V211H146ZM145 212V213H146ZM173 212V211H172ZM191 212V211H190ZM195 212V211H194ZM215 212V211H214ZM228 212V211H227ZM54 214H55V212H53ZM65 213V212H64ZM75 213V212H74ZM73 213V214H74ZM85 213H86V211H85ZM98 213H100L99 211H98ZM118 213V212H117ZM131 213V212H130ZM211 213V214H212ZM216 213H218V211L216 210V212H215V216H216V218H218V216H217V214ZM233 213V212H232ZM231 213V214H232ZM237 213H238V211H237ZM20 214H23V215H20ZM25 214V215H24ZM29 216H28V215ZM70 214L71 213H69V216H70ZM76 214H77V212H76ZM91 214H92V212H91ZM96 214V213H95ZM107 214V213H106ZM105 214V215H106ZM151 214V213H150ZM197 214V213H196ZM210 214V215H211ZM221 214H222V211H221ZM233 214H235V211H234V213ZM51 215V214H50ZM88 215H90V214H88ZM104 215V214H103ZM121 215H123V218L125 217L124 216V214L122 213ZM128 214H126V216H127ZM131 215H133V214H131ZM148 215H149V213H148ZM182 215V214H181ZM187 215V214H186ZM184 216V218L185 217H187V218H189V217H191V219L193 220V223H194V225L197 223V221H199L198 219H194V217H192V215H188V216ZM213 215H214V213H213ZM225 215H227V214H225ZM230 215V214H229ZM76 216V215H75ZM74 216V217H75ZM130 216V215H129ZM176 216V215H175ZM180 216V215H179ZM236 216V215H235ZM33 217V216H32ZM64 217H66V216H64ZM95 216L93 215V217L92 218H94ZM120 217V216H119ZM122 217V216H121ZM120 217V218H121ZM166 217V216H165ZM206 217V216H205ZM212 218H213V216H211ZM3 218V217H2ZM10 218V217H9ZM30 218V219H29ZM52 218V217H51ZM58 218V217H57ZM61 218V217H60ZM59 218V219H60ZM86 218V217H85ZM91 218V217H90ZM89 218V219H90ZM100 218V217H99ZM119 218V219H120ZM123 218H121V219H123ZM147 218V217H146ZM145 218V219H146ZM156 218V217H155ZM228 218V217H227ZM236 218V217H235ZM234 218V219H235ZM31 219V220H32ZM81 219V218H80ZM83 219V218H82ZM129 219V218H128ZM143 219V218H142ZM186 219V218H185ZM16 220V219H15ZM55 220V219H54ZM61 221H62V219H60ZM60 220L59 221H57V223L58 222H60ZM63 220H65V218L63 219ZM86 220V219H85ZM97 220H99V219H97ZM105 220H108V219H106V217H105ZM110 220H112L111 218H110ZM109 220V221H110ZM132 220V219H131ZM135 220V219H134ZM156 220V219H155ZM160 220V219H159ZM158 220V221H159ZM169 220H170V218H169ZM176 220V219H175ZM201 220H202V218H201ZM216 220V219H215ZM240 220V219H239ZM82 221V220H81ZM90 221V220H89ZM89 221H88V225L90 224L89 223ZM91 221H94V219L93 220H91ZM100 221V220H99ZM101 221H102V219H101ZM114 221V220H113ZM123 221V220H122ZM130 221V220H129ZM141 221V220H140ZM205 221V220H204ZM206 221H208V219L206 220ZM228 221V222H227ZM55 222H56V220H55ZM77 223H78V221H76ZM103 222H105V221H103ZM111 222V224H112V221H110ZM109 222V223H110ZM124 222H125V220H124ZM127 222V221H126ZM132 222H134L133 220H132ZM146 222H148V221H146ZM145 222V223H146ZM184 222V221H183ZM240 222V221H239ZM44 223V224H45ZM56 223V224H57ZM61 223V222H60ZM71 223H72V221H71ZM81 223V222H80ZM84 223V222H83ZM100 223V222H99ZM98 223V224H99ZM108 223V224H109ZM135 223V222H134ZM144 223V222H143ZM161 223V222H160ZM163 223H168V222H165V220L163 221ZM163 223L162 224H160V225H162L163 226ZM190 223V222H189ZM217 223H220V222H217ZM52 224H54V223H52ZM63 224V223H62ZM65 224V223H64ZM97 224V223H96ZM97 224V225H98ZM101 224V223H100ZM126 224H128V223H126ZM130 224H131V222H130ZM129 224V225H130ZM136 224V223H135ZM152 224V223H151ZM157 224V223H156ZM169 224V223H168ZM200 224V223H199ZM55 225V224H54ZM59 225V224H58ZM103 225V224H102ZM128 225V226H129ZM132 225V224H131ZM130 225V226H131ZM134 225V224H133ZM172 226V227H170V230L172 229L173 230V232L175 233L176 232V228L174 227V226H177V225H175L174 223L173 224H171V222H170V224H169V226ZM196 225H198V224H196ZM202 225H203V223H202ZM24 226V227H23ZM39 226V225H38ZM60 226V225H59ZM68 226V225H67ZM73 226H74V224H73ZM77 226V225H76ZM76 226H75V228H76ZM83 226V225H82ZM87 226V225H86ZM104 226V225H103ZM111 226V225H110ZM112 226H114L115 227V225H112ZM121 225H119V227H120ZM144 226V225H143ZM146 226V225H145ZM155 226V225H154ZM157 226V225H156ZM167 226V229H169L168 227V225H166ZM165 226V227H166ZM204 226V225H203ZM79 227V226H78ZM77 227V228H78ZM88 227H90V226H88ZM97 227V226H96ZM125 227H126V225H125ZM158 227V226H157ZM178 227H179V225H178ZM237 229H236V228ZM40 228H41V225H40ZM85 228V227H84ZM105 228H107V226L105 227ZM121 228V227H120ZM131 228H133V227H131ZM152 228H154V227H152ZM156 228V227H155ZM164 228V227H163ZM195 228V227H194ZM199 228V227H198ZM79 229V228H78ZM86 229V228H85ZM88 229V228H87ZM101 229V228H100ZM161 228L159 227V230H160ZM167 229H165V233H167L168 232V230ZM191 229V228H190ZM219 229H217L218 231H219ZM27 230V229H26ZM30 230H31V228H30ZM38 230H40V229H38ZM73 230V229H72ZM75 230V229H74ZM77 230V229H76ZM89 230V229H88ZM94 230V229H93ZM92 230V231H93ZM107 230H108V228H107ZM113 230V229H112ZM126 230H127V227H126ZM130 230V229H129ZM132 230V229H131ZM138 230V229H137ZM140 230V229H139ZM158 230V231H159ZM164 230V229H163ZM162 230V232H161V234H163L164 233V231ZM166 230H167V232H166ZM170 230H169V232H170ZM175 230V231H174ZM177 230L178 231H180L178 228H177ZM181 230H182V227H181ZM25 231V230H24ZM28 231V230H27ZM46 231V230H45ZM56 231V230H55ZM61 231V230H60ZM90 231V230H89ZM101 231H102V229H101ZM153 231V230H152ZM213 231V230H212ZM212 231H210V232H212ZM26 232V231H25ZM31 232H33V230L31 231ZM49 232V231H48ZM72 232V231H71ZM100 232V231H99ZM121 232V231H120ZM139 232V231H138ZM156 232V231H155ZM160 232V231H159ZM168 232V233H169ZM181 232V231H180ZM180 232H177V233H180ZM183 232V231H182ZM182 232H181V235H182ZM188 232H189V230H188ZM200 232V231H199ZM214 232V231H213ZM28 233V232H27ZM35 233H37V232H35ZM56 233H57V231H56ZM93 233V232H92ZM97 233V232H96ZM123 233V232H122ZM129 233V232H128ZM131 233H133V232H131ZM130 233V234H131ZM135 233V232H134ZM193 233V232H192ZM204 233V232H203ZM263 233V234H262ZM0 234H2V232L0 233ZM46 233H44V235H45ZM84 234V233H83ZM86 234V233H85ZM94 234V233H93ZM100 234V233H99ZM170 234V233H169ZM176 234V233H175ZM174 234V235H175ZM213 234V233H212ZM47 235V234H46ZM61 235V234H60ZM59 235V236H60ZM101 235V234H100ZM100 235H98V236H100ZM166 235V234H165ZM188 235H191V234H188ZM199 235V234H198ZM256 235H258L259 237H257ZM54 236H55V234H54ZM71 236V235H70ZM70 236L69 235H62L59 239H58V241L56 242V239L55 238H53V239H55V243H52V244H50L48 241H46L45 239H43V241H44V243H43V241H42V238L43 237H41V240L39 241V243L38 244H41L44 248H46L47 250H54L55 251V253L54 254H56L57 255V257L54 255V256H51V257H56V259L59 261V262H63V260H65V258H70V259H72L73 258V254H72V252H74V251H79V253L81 252V253H85V252H87V250H88V247L87 246H85L84 244L86 243H83V241L82 240H84V239H82V237H75V236H73V238H70ZM85 236V235H84ZM98 236H97V238H98ZM104 236V235H103ZM111 236V235H110ZM126 236V235H125ZM155 236V235H154ZM153 236V237H154ZM170 236V235H169ZM221 236V238H223ZM45 238H46V236H44ZM72 237V236H71ZM86 237V236H85ZM116 237V236H115ZM165 237V236H164ZM166 237L167 238H169L167 235H166ZM172 237V236H171ZM206 237V236H205ZM209 237V236H208ZM213 237V238H214ZM257 237V238H256ZM1 238V237H0ZM100 238V237H99ZM111 238V237H110ZM118 238V237H117ZM176 238V237H175ZM174 237L172 238V240H176ZM178 238V237H177ZM202 238V237H201ZM200 235L198 236V240H197V242L199 241L200 243H202L201 241H200ZM212 238V237H211ZM104 239V238H103ZM164 239V238H163ZM166 239V238H165ZM206 239V238H205ZM38 240V239H37ZM93 240V239H92ZM109 240V239H108ZM119 240V239H118ZM155 240V239H154ZM171 240V241H172ZM184 240V239H183ZM203 240H204V237H203ZM51 241H53L52 239H51ZM104 241V240H103ZM115 241V240H114ZM122 241V240H121ZM157 241V240H156ZM193 241V240H192ZM215 241V240H214ZM214 241H213V243H214ZM3 242V243H4ZM135 242V241H134ZM137 242H138V239H137ZM137 242H136V244H137ZM140 242H141V240H140ZM198 242V243H199ZM205 242V241H204ZM199 243V244H200ZM212 242H211V244H213ZM142 244V243H141ZM158 244V243H157ZM187 244V243H186ZM198 244V245H199ZM202 244H204V243H202ZM145 244H143V246H144ZM210 245V244H209ZM223 245V246H224ZM141 246V245H140ZM200 246V245H199ZM222 246V245H221ZM72 247V248H71ZM147 247V246H146ZM158 247H160V246H158ZM200 247H202V245L200 246ZM206 247V246H205ZM212 247V246H211ZM33 248V247H32ZM70 248V249H69ZM141 248H144V247H141ZM151 248V247H150ZM167 248V247H166ZM223 247H221L220 249H222ZM261 248H263L262 250H264V247H261ZM13 249H14V251H13ZM29 249H31V248H29ZM56 249V250H55ZM157 249V248H156ZM178 249H179V247H178ZM200 249V248H199ZM208 249V248H207ZM214 249V248H213ZM220 249H216V251L215 250H213V251H211V252H206V250H204V251H200L202 254H205V257H207L206 255L208 254V257L209 258H206L207 260L209 259V261H210V263L211 264H221L223 261H221V259L222 258H224L225 257V255L224 254H222V252H221V250ZM259 249V248H258ZM33 250V249H32ZM44 250V249H43ZM72 250V251H71ZM92 250V249H91ZM171 250V249H170ZM202 250V249H201ZM219 250V251H218ZM23 251H24V253H23ZM89 251V250H88ZM152 251L153 250H150L149 251V253L151 254L152 253ZM167 251V250H166ZM172 251V250H171ZM196 251V250H195ZM225 251V250H224ZM227 251V250H226ZM30 252V251H29ZM49 252V251H48ZM90 252V251H89ZM162 252V251H161ZM180 252V251H179ZM23 253V254H22ZM30 253H32V252H30ZM33 253H34V251H33ZM33 253H32V255H33ZM148 253V252H147ZM163 253V252H162ZM232 252H229V255L231 254ZM235 253V252H234ZM235 253V254H236ZM35 254V253H34ZM50 255V254H49ZM162 255V254H161ZM229 255H228V257H229ZM237 255H235V256H237ZM15 256V255H14ZM27 256H28V258H31L32 260H38V259H35L36 258V255H35V258L33 259V257H30L31 255L29 254L28 255V253H27ZM26 256V257H27ZM115 256H116V254H115ZM123 256V255H122ZM163 256V255H162ZM231 256H233V255H231ZM24 258V259H27V258ZM49 257V256H48ZM50 257V258H51ZM81 257H82V254H81ZM118 257V256H117ZM117 257H113L114 258V260H116V262H114V264H118V260H117ZM151 257V256H150ZM170 257V256H169ZM47 257H45L44 258V260L46 259ZM112 255H111V257H109V261H111L112 259ZM165 258V257H164ZM200 258H203V257H200ZM238 258V257H237ZM47 259H49V258H47ZM46 259V260H47ZM54 259V258H53ZM79 259V258H78ZM124 259V258H123ZM163 259V258H162ZM230 259H231V257H230ZM14 260V259H13ZM30 260V259H29ZM55 260V259H54ZM54 260H52V258H51V261H54ZM56 260V261H57ZM74 260V259H73ZM80 260V259H79ZM113 260V261H114ZM239 262H240V260H239V258L237 259ZM49 261H50V259H49ZM51 261L49 262V263H51ZM76 261V259L74 260V262ZM124 261V260H123ZM229 261V260H228ZM46 262V261H45ZM48 262V261H47ZM47 262H46V264H47ZM55 262V261H54ZM53 262V263H54ZM77 262V261H76ZM187 262V261H186ZM13 263V262H12ZM56 263V262H55ZM72 263V262H71ZM80 262H77L76 264H79ZM111 263H113L112 261H111ZM120 263V262H119ZM209 263V264H210ZM243 263V262H242ZM29 264V263H28ZM60 264V263H59ZM67 264H70V263H67ZM74 264V263H73ZM121 264V263H120ZM140 264V263H139ZM225 264H227V262L225 263ZM228 264H230V263H228Z\"/></svg>",
    "mask_w": 264,
    "mask_h": 264
}]
</instances>
